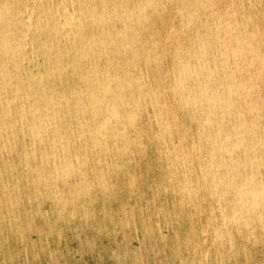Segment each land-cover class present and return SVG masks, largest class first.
Segmentation results:
<instances>
[{
    "label": "rangeland",
    "instance_id": "obj_1",
    "mask_svg": "<svg viewBox=\"0 0 264 264\" xmlns=\"http://www.w3.org/2000/svg\"><path fill=\"white\" fill-rule=\"evenodd\" d=\"M92 1H94V2L93 3L88 2L89 5H93L94 3H96V6L98 5V2H97L98 0H92ZM134 1L135 0H131L130 3L127 2L126 3L127 7H128V5H130L128 8H130L134 5H138L139 2L142 0H136V2H134ZM160 1L163 5L160 3ZM160 1L159 0H155V1L150 0L149 1L150 3L147 4V7L145 5V8L147 10L143 8L145 10L143 13L147 12L146 14H143V15H145V16L148 15L149 17L143 16L141 26H140L142 30L138 29V31L139 30L140 31L139 32L137 31V35H135L138 38L137 43H139L140 40L145 41V43L140 42V44L138 45L139 50L137 48V43L135 44L133 42L132 38L129 39L128 42L126 39H124L125 41L120 39L119 45L124 46L126 43V45L129 46L128 47L129 49H127V51L126 50L124 51L122 49L123 46H122V48H120L121 50H119V51H120V54L122 53V55H120V54L119 55L121 58L118 57L119 55L115 54L116 52L113 53V52H110L112 50L107 49L105 51L103 50V53L101 54L103 57L101 55L94 54L95 56L97 55L98 57L96 56L97 61L95 60L94 63H93V61H91V63H93V64H91V63L89 64L90 61H85V60L84 61L82 60L81 62H79V65H81V67L83 66L82 69L86 70L89 65L90 66L95 65L96 63L100 66H102V65L105 66L107 63L104 61L106 60L107 57L109 59L111 58V60L114 62H115V60L122 61L123 63L125 61L126 65H127V66H125L126 70L128 68L127 72L129 71L127 74H130V75H127V76H130L128 78L133 79V80H135V78L136 79L139 78L137 81H138V84H140L139 85V88H141L140 91L143 90L141 92L145 93L146 95L148 94L147 96H149V98L152 99V100L151 99L149 100L148 97L144 96L143 101L142 100L140 101L141 103L139 102L137 105L130 104L129 106H127V108L130 107L129 108V114H128L130 116L127 115L128 109L123 107L125 110V111L124 110L123 111L125 113L122 111L120 112L119 115L121 117L119 116L118 122L114 123L113 129L111 128L107 131L102 129L100 132L101 135H99V136L96 134H91L93 129L90 126H92V127L94 126L93 125L94 121L89 119L87 117V114L84 115L85 117L84 116L80 117L81 115L79 116V114L74 113L75 111H77V109H76L77 107H81L83 109L84 106H85V112L89 113L88 112L89 107L87 106V102L82 101L80 103L78 101H74L73 99H69V98H73L72 95H70L72 88H78L80 90H83V93L86 90V89H84L83 86L78 87V85H79V74L76 73V71L71 70L69 68L68 64H66V62L61 63V60H59L58 47L55 46V47H53L54 50L51 48L52 50H48V51L44 47H42L39 50L36 49V47H38L37 45H38L39 41L45 40V37H46L45 33L38 31V30L37 31L35 30V32H32V33L30 32V36L31 35L32 36L31 37L29 36V38H28L29 40L26 39L24 41L23 46H22V43H20L19 47L14 50L12 55H8L7 53H3V52L0 53V67L1 66L3 67V68H1L0 71L5 70L4 74H6L8 72L7 73L8 76H6L7 74L4 75V77H5L4 80L6 82H9V80L12 79L10 81V82H12L11 86L6 85L7 86L6 87L4 85V83H6V82L0 83V86L2 87V88L0 87V96L3 98L2 99L0 97V100L2 101V102L0 101V104L2 103V105L3 106L6 105V107L9 105L8 109H6L7 113L6 112L3 113L2 112L3 107H2V105L0 106V108H1L0 109V121L3 119V117H8V118H4L2 120V123L0 122V138L2 137L0 139V147H1L0 150H2V146H3V151H0V153H1L0 154V161H1L0 162V168L2 167L1 170L5 171V172L0 171V173H1L0 178H2V179L4 178L3 180L0 179L1 180L0 185L2 186V187L0 186V188H1L0 190L2 192V193L0 192V199H1V202H3V203L0 202L2 204V206L0 204V206H1L0 211H2V213L0 212V221L1 222L3 221V225H0V227L2 226L0 228L1 229L0 231H2V233L0 232V264H264V154H263L264 153L263 152L264 151V147H263L264 146V137H262V136H264V134H263L264 133V114H262V112L264 111V107H263L264 106V59L262 60V56H261V54L262 55L264 54V53H262L264 51V47H263L264 46L263 45L264 44V42H263L264 41V0H212V1L211 0H206V1L205 0H202V1L201 0L200 1L199 0H195V1L194 0L193 1L185 0L186 2L183 0H165V3H164V0H160ZM196 1L201 2V5H198L200 3L199 2L197 3ZM0 2H1V0H0ZM116 3H118V0H116ZM158 3H160V4L157 5ZM195 3L198 6H196ZM29 4H31V2ZM119 4H117L115 6H118ZM150 4L153 5L154 7H156L155 5H157L160 8L159 7H156V8L153 7L154 8L153 9ZM167 4H168V6H167ZM230 4L232 7L230 6ZM149 5H150V7H149ZM164 5H165V7H164ZM227 5H228V7H231V8H228ZM29 6H31V11H30V7H28L25 10H23V12H21V14L24 17L25 16L27 17L29 15H30V17L36 16V12H35L36 10H34L32 8V5H29ZM188 6H189V8H188ZM192 6H194L195 8L193 7L192 9H190ZM106 7H107V9L110 8V6H108V5ZM204 7L207 8V11H205L206 9ZM161 8H162V10H160ZM200 9H202V10L200 11ZM228 9L229 10L231 9V11L229 12ZM235 9H236V12H235ZM153 10H155V11H153ZM226 10H227V12H226ZM150 11H152L151 12L152 14L150 13ZM191 12H193L194 14ZM197 12H199V14H197ZM209 12H211V15ZM217 12H219V13L217 14ZM200 13H202V14L205 13V14L202 15ZM208 13H209V15H208ZM230 13H231V15H230ZM232 13H234V14L232 15ZM186 14L188 17L186 16ZM206 14L208 16H206ZM221 14H222V17H220ZM223 14L224 15L226 14V16H228V14H229V16H231V17H229V16L226 17L229 20V22H227L228 20L225 18V16H223ZM198 16H200V17H198ZM212 16H214V17H212ZM218 16L221 19L225 18V20L224 19H223L224 21L221 20L220 18H218ZM232 16L235 17V19L232 18ZM186 17H187V21L188 20L190 21L191 19L189 17H192L191 21H193V22H189V21L186 22V20H185ZM195 17H197V18L195 19ZM209 17L210 18L212 17L211 20L209 19ZM111 18L112 19L109 20L110 22L108 21L109 22L108 24L107 23L104 24V26L106 25L105 27H107V26L109 27V28L108 27L105 28V29H108L107 33H111L113 30L115 32L118 30V29L116 30V27L121 28V26H122V20L121 19H120L121 21L119 20L121 23H118L119 22L118 19H115L113 17H111ZM193 18L195 19L196 23H194L195 21ZM144 19H146V20H144ZM148 19H151V20L148 21ZM249 19H250V21H249ZM112 20H113V22H112ZM216 20L219 22H217ZM230 20L232 22L234 21V23H232ZM240 20H241V22H240ZM247 20H248V22H247ZM84 21L85 22H84V25L82 27V30L85 33H83V36H81V39H83L82 41H84V38H86L88 36V34L89 35H91V34L96 35L95 32L88 33V32H91V29L93 31V24L90 23L89 21H86V20H84ZM146 21L148 23H146ZM181 21H182L183 26L181 25ZM222 22L224 23L225 26L223 25ZM245 22H247V23H245ZM186 23H189L190 25L189 24L186 25ZM192 23H194V25H196V26H194ZM213 23H215L218 27H216V25ZM227 23L230 25H228ZM251 23H253L252 26L247 25V24L251 25ZM208 24L212 25V26L209 27ZM86 25H88V26H86ZM147 25H148V27L146 29ZM237 26L239 29L237 28ZM253 26H254V28H253ZM10 27H11V29L13 28V30H12L13 35H16L19 33V32H17L19 30H16L15 26L10 25ZM85 27H88V28H85ZM188 27H192V28H188ZM219 27L220 28L222 27V28L220 29ZM225 27H227L226 30H228L226 32L227 34H225V31H226ZM230 27L232 28V30ZM248 27H249L250 31H249V29H247ZM210 28L215 30V31L212 30L214 32L213 36L210 35V34H212L211 33L212 31ZM242 28H243V30H242ZM256 28L258 31L256 30ZM0 29H1V25H0ZM144 29H146V34H145ZM188 29H191V30L189 31ZM196 29H197V31H195ZM208 29L210 32H208ZM217 29L219 30V32ZM229 29H230V31H233V30L234 31L230 32ZM244 29H246L247 31H245ZM252 29H254V30H252ZM143 30H144V32H142V34H145V35H142V34H141L142 36L139 35L141 33V31H143ZM187 30L189 33L192 32L191 35L189 33H188V35H186ZM236 30H237V32H236ZM238 30H240V31H238ZM223 31H224V33H223ZM254 31L256 33L258 32L257 35ZM147 33H149V34H147ZM181 33H184V34H181ZM201 33H202V35H201ZM234 33H236V35ZM245 33H247V34H245ZM252 33L253 34L255 33L254 35H256V37ZM112 34H111V36L108 35V37H110L111 41H115L113 38L118 40V36H114V35L112 36ZM204 34H205V36H204ZM206 34H209V35L206 36ZM239 34H242L243 37ZM68 35L72 36V33H70ZM93 35H91V36H93ZM214 35H216V36L214 37ZM217 35H218V37L220 36L219 39H218ZM227 35L229 37H231V40ZM41 36H42V38H41ZM138 36H140V37H138ZM143 36H144V38H142ZM183 36H184L185 41L183 39ZM195 36H197V37H195ZM211 36L213 37V39L210 38ZM226 36L229 39H227ZM237 36L242 37L243 40L238 39ZM111 37H113V38H111ZM168 37H170V38H168ZM192 37H194V38H192ZM204 37H206V38L208 37V39L210 41L208 46H209L211 51L207 52L206 48L208 50H209V48L205 44H207L209 41L207 40L208 41L207 42L206 38H204ZM245 37H248V38H245ZM250 37H252V38H250ZM260 37H262V38H260ZM95 38H98V40H99V36H97V37L95 36ZM172 38L173 39L175 38V41H173ZM220 38H221V40H220ZM110 39L106 37V39H103V40L104 41L105 40L110 41ZM186 39H188V40L190 39V41L188 42V40H186ZM253 39L254 40L256 39L257 42L254 41ZM60 40H62V42H64L63 39H60ZM131 40H132L131 44L132 45L134 44L133 46H131L129 44V42ZM224 40L226 43L224 42ZM248 40L249 41L252 40L253 42L252 41L249 42L250 45H248V43L245 42ZM258 40H260L259 41V42H261L260 44H259ZM106 41H105V43H108ZM204 41H205V43H204V45H202ZM238 41H242V42L239 43ZM29 42H31V43H29ZM153 42H156V43L153 44ZM214 42L215 43L217 42V44H215ZM254 42H256V43H254ZM79 43H82V42L79 41ZM213 43H214V46L212 45ZM235 43H239V44L236 45ZM243 43H245V44H243ZM257 43L259 45H257ZM61 44L62 43L60 41L59 46H61ZM142 44H143V47L141 46ZM199 44H201L200 47H199ZM231 44H233V45L231 46ZM251 44H253V45H251ZM196 45L199 47V49H198L199 51H201V49H203V53L204 52H206V53H204V54H201V52L199 53L196 50L198 48ZM238 45H241V46H238ZM10 46H12V44H9L7 47L10 48ZM140 46L142 48H140ZM177 46H178V48H177ZM186 46L188 47V49ZM192 46H194V47H192ZM233 46H234V48H233ZM245 46L246 47L248 46V47L246 48ZM258 46L260 47L261 51L259 50ZM29 47H30V49H29ZM32 47L35 49L33 50ZM172 47H174V48H172ZM185 47H186V49H185ZM204 47H205V50H204ZM241 47H242V49H243V47H245L244 48L245 50L243 49L244 51H246L244 54H243L244 51L241 52V49H239ZM255 47H258V48L254 49ZM219 48L221 51H219ZM124 49H126V48L124 47ZM136 49H137L136 53L138 52V55L139 54L140 55L138 57V55L135 53V56H133V57H136V59L142 58L141 60H139V59L136 60L135 58H132V56L130 54L131 52H133V50H136ZM169 49H172L173 54H170L172 52H170ZM226 49L227 50L229 49L228 52L226 51ZM238 49L240 50V52ZM247 49L248 50L250 49V51H248L249 53L251 52L250 54L247 52ZM30 50H33V52L36 53V55L34 53L30 52ZM122 50L124 52H122ZM165 50H167V52L169 51V54H166L167 52L165 53ZM175 50H177L178 52L175 53L174 52ZM183 50L184 51L188 50V51L183 52ZM192 50H193L194 54L195 53H197V54H195V55L191 54ZM232 50H234L235 52ZM51 51L53 53L55 52V54H53ZM218 51H219V53H217ZM229 51L231 52V54ZM145 52H147V53H145ZM181 52H183V53H181ZM188 52L190 54H188ZM221 52H223V53H221ZM255 52H257L256 55H255ZM45 53H46V55H45ZM74 53L77 54V52H74ZM74 53H73V55L75 56ZM153 53L155 55H153ZM185 53H186V55L191 56L192 59L190 57L186 56ZM233 53H235L237 55H235ZM247 53H248V55H247ZM51 54H52V56H51ZM104 54L107 56H105ZM150 54H152L151 57H150ZM175 54H177L176 56L178 58L176 56H174ZM200 54L202 57L200 56ZM234 55L237 56L238 59L236 57L234 58ZM239 55L242 58L239 57ZM257 55L260 57L259 58L255 57ZM111 56H113L114 58H112ZM145 56H146V58H145ZM195 56L198 57L197 60H196V58L194 59ZM2 57H5V58H2ZM116 57L119 58L120 60L117 59ZM143 57H144V59H143ZM147 57H148V59H147ZM155 57L158 58V61H157V58H155ZM171 57L175 58V59H172ZM224 57L226 59H227V57H229L227 59L228 62H226ZM9 58L11 60H8ZM180 58L184 61L189 60L188 62L185 61V64L191 63L190 67L194 66L193 67L194 72H197V74H194L195 76L191 75L188 78L186 77L187 80H189V78H190V80L187 81V84H186V80H184L185 82L182 81V86H185L184 90H182V92L184 91L183 94H185V96L192 95V93L195 94L194 91L196 89V84L201 83L202 84V85L200 84L201 89L204 87V89H202V91L204 93L206 92V94L209 95V98H211L213 96L212 100H208V102H206V99L202 98V96H201L200 97V104H198L199 106L195 109V111H193L192 107L189 105H186V106L181 105V109L179 107H177V105L180 106L179 105L180 102L177 103L176 101H178L179 97L181 98L184 95L179 96V95H181L180 92H178L179 94L177 93L176 95L172 94V93H174V90L176 87V83H174V82H176L177 79H178V81L180 79V78H176L177 76L179 77V75H177L178 71L175 70L177 68H176L174 63L176 62V60H178ZM199 58H201L202 60L201 59L199 60ZM240 58L242 59V61H245L247 63L249 62L250 64L242 62ZM253 58H255V59L257 58V60H255ZM149 59H150V61H149ZM2 60H5V61H2ZM55 60H58L59 62L54 65V64H52V61H55ZM154 60H155V62H154ZM172 60H174L175 62ZM254 60H255V62H254ZM101 61H102V63H101ZM127 61H129L128 64H127ZM133 61H134V63H133ZM136 61H137V63H136ZM204 61H206L205 65H204ZM234 61H236L237 63ZM35 62H37V63H35ZM114 62H113V64H111L112 62L110 63L109 70H110L111 74L114 72L113 74L115 75V73L117 71L119 72L118 69L120 66L116 62L115 63ZM139 62L141 63V65ZM239 62L243 63V64L241 63L243 69L241 68V65ZM251 62L252 63L254 62L253 65L251 64ZM232 63L235 67L232 65ZM255 63H256V65L254 66ZM14 64L16 65V67H13ZM49 64L50 65L52 64V65L50 66ZM57 64L60 65V67L62 68L59 72L60 74H58V75L56 73L57 69L59 68V67H57ZM144 64H146V65H144ZM258 64L260 66H258ZM21 65L23 67H21ZM86 65H88V66L86 67ZM111 65H113L114 67ZM154 65H156V68ZM186 65L189 67L188 64H186ZM248 65H249V67H248ZM25 66H27V67H25ZM104 66L100 67V70ZM141 66H145V67L141 68ZM228 66H229V68H228ZM97 67H99V66H97ZM130 67H132V69ZM137 67H139V69H141L140 73L138 72L139 70ZM196 67L198 70L199 69L200 70L198 71L197 69H195ZM220 67H222V70ZM230 67H233V68H230ZM244 67H245V69H244ZM256 67H258V69ZM13 68H15V69H13ZM21 68L26 69V70H22ZM260 68L262 71L260 70ZM18 69H19V72H18ZM116 69H117V71H116ZM227 69H231V70L228 71ZM235 69H236V71H240V72H237L239 74L235 73L236 72ZM6 70H7V72H6ZM51 70L54 72H52ZM120 70H121V68H120ZM243 70H245V72H242ZM26 71L31 72L35 76L34 79H36V80L38 79L40 74H47L49 76V77L48 76L47 77L52 81V84L49 82V84H51V86L49 88L51 90H53V92L55 93L56 96H58V97L60 96V98L54 96V106L56 107V110L54 112L55 115L52 114L53 117H51L52 116L51 113H50V115L49 114L41 115L40 112L39 113L37 112L36 114L32 113L33 114L32 115L31 113L28 112V110L26 111L25 107H23L24 106L23 101L26 100V94L23 95V92L25 90H23V87L21 85H23L26 82L25 79H27L26 78L27 75H24V73L26 74ZM131 71L135 75L132 74ZM223 71H225V72H223ZM232 71L234 73H232ZM258 71L260 74H258ZM9 72L12 73L11 76L9 75L10 74ZM22 72H23V75H22ZM122 73L123 72H121V75H120V73H119V75H118V73H116V76L118 75L119 77L118 76L117 77L121 78L120 76H122ZM141 73L143 76H140ZM207 73H208V75L209 74L210 75L207 76ZM225 73H226V75H225ZM136 74H137V76H136ZM223 74L225 75V78H224ZM233 74H234V76H233ZM255 74H257V75L255 76ZM175 75H176V77H175ZM12 76H13V78H12ZM64 76H66V77H64ZM201 76H203V78H205V79L203 80V78H201ZM205 76H207V78ZM230 76L236 77L239 81H237L236 78H233V79L230 78ZM17 77H18V80H17ZM208 77H210L211 79ZM250 77H253V78L251 79ZM257 77H259L257 79L258 81L255 80ZM199 78L202 79L201 82H199ZM212 78H214V79H212ZM244 78H245L246 82H243ZM248 78H250L251 82H252V83L250 82V85H248L249 82H247V80L250 81ZM49 79H47V80H49ZM229 79H230V82L232 81L231 85H230V82L228 81ZM194 80H196V81L198 80V82H195ZM211 80L215 81V82L212 83ZM143 81H145V82H143ZM190 81L192 82V84ZM208 81H210V83H211L210 85L212 87L209 85ZM236 81H237L239 87L244 86V87H246V89L247 88L249 89V91L247 89V92H246V93H248V99L245 100V97H247V94H245V92L241 91L238 87H237V89H236V87L233 88L235 86V84H237ZM223 82H226L227 84H225V83L223 84ZM17 83H18V85H17ZM183 83H184V85H183ZM1 84L4 85L6 88H4ZM254 84H255V86H253ZM146 85H148V86H146ZM214 85L215 86L217 85L215 87L216 89L213 88ZM229 85H230V87L228 88ZM256 85L258 87H256ZM12 86H13L14 90L16 89V91L19 92V94H18V92L17 93L13 92L14 90H13V88H11ZM191 87H193V88H191ZM205 87H206V89H205ZM225 87L228 90V92L230 93L229 95H228V92L226 91ZM8 88L10 89V91L12 93L8 92L9 91ZM165 88H166V90H165ZM188 88L190 91L188 90ZM218 88L221 90H219ZM230 88L231 89L233 88L234 90L233 89L230 90ZM252 88L259 89V91L254 89L255 92L252 93V91H253ZM6 89H7V91H6V94H4V96L5 95H7V96L4 97L1 94H3V91L5 93ZM19 89H20V91H19ZM145 89H147L148 92ZM222 89H223V91H222ZM235 89H236V91H235ZM162 90H164L165 92H163ZM211 90H213V91H211ZM144 91H146V92H144ZM150 91H152V92H150ZM161 91L163 93H161ZM224 91H225V93H223L224 97H222L221 93ZM237 92L244 93V94H240ZM13 93H15V94H13ZM151 93H152V95H149ZM212 93H213V95H212ZM257 93H259V94H257ZM10 94H12V95L9 96ZM153 94H155L156 96ZM215 94L216 95L218 94L219 96L217 97ZM255 94H257V95H255ZM64 95H66L68 100L63 101V103H62L61 99ZM226 95H227V97L228 96L229 97L226 98ZM240 95H242V96H240ZM258 95L260 96L261 99L258 98ZM19 96H20V99H19ZM172 96H174L175 98ZM7 97H8V99L11 98L10 100H8V102L6 99ZM153 97H155V98H153ZM156 97H158V98L156 99ZM192 97H193V95L191 97L189 96L190 99ZM219 97H220V99H219ZM232 97H234V98H232ZM252 97H254L253 100H252ZM57 98H58V101H56ZM213 98H214V100H213ZM13 99H14V101H12ZM17 99H18L19 104H16ZM232 99H233V101H232ZM237 99H238V101H237ZM255 99H256V102L260 106L258 104H254V103H256ZM220 100H228L229 103L231 101L232 102L230 104L228 102H227L228 103L227 104L226 101L225 102L221 101V103H218V101H220ZM248 100L249 101L252 100L254 103L251 101L250 104H248L249 103ZM5 101L8 103V105L6 103L3 104ZM151 101L155 102V103H152ZM165 101H166V104H165ZM212 101H213V103H211ZM59 102H60V105L58 104ZM71 102H73L74 104L76 103V104L73 106V103H71ZM83 102H84V104H83ZM132 102H133V100L131 98L130 103H132ZM244 102L248 105L244 104ZM69 103H71L72 105H70ZM78 103L80 104V106ZM142 103H143V105H141ZM161 103H162V105H161ZM171 103H173L174 108L171 107ZM217 103H218V105H217ZM236 103H237V105H236ZM20 104H22V105H20ZM66 104H67V106H66ZM153 104L154 105L157 104L158 106L157 105L156 106L158 108L160 107L161 109L160 108L158 109ZM201 104H202V107L200 106ZM211 104H213L215 107L214 106L211 107L210 106ZM226 104L228 105V107L230 109L227 106H225ZM231 104H233L234 106ZM12 105H14V106H12ZM203 105L204 106L206 105L208 107V109L206 108V106L203 107ZM175 106H176V108H175ZM222 106L223 107L225 106V108H227L228 110L223 108ZM231 106H232V108H231ZM245 106H247V107H245ZM249 106L252 107V112H251L252 114L251 113L249 114V112H248V109L250 108ZM258 106H259V108H258ZM74 107H76V108L73 110ZM87 107H88V109H86ZM155 107H156V110H155ZM164 107H166V111H164L162 113V111L165 110V109H162ZM185 107H188V108H185ZM253 107H256L257 109L253 108ZM9 108H11V109H9ZM212 108H215V111ZM261 108H263V110ZM205 109L208 112L207 115H209V113L211 115H213L212 113H214L213 116L215 119L212 116H210V117L206 116L205 115L206 114ZM209 109L211 110L212 113L208 111ZM172 110L174 112H172ZM179 110H181V111H179ZM182 110L183 111L185 110L188 113L184 114L182 112ZM14 111H16V113H14ZM189 111L192 112V113L190 112V114L193 115V113H194V115L193 116L190 115ZM71 112H72V114H69ZM153 112L155 114H153ZM197 112H199L200 116L197 115ZM25 113H26V115H25ZM73 113H74V115H73ZM148 113H149V115L151 113L153 115L151 114L150 116H148ZM172 113H173V115H172ZM218 113H219V115H218ZM123 114H124V116L127 117L128 120L124 119L126 117H124ZM186 114H187L188 118H187ZM203 114L205 115V117H202ZM246 114L249 115V118L251 115V118L248 119V115L246 118ZM253 114H255V115H253ZM22 115H23V117H22ZM34 115H35V118H34ZM76 115H77V117H76ZM154 115L158 116V119H160L161 121L164 120L162 123V126L159 127V125L157 124L158 119ZM161 115L166 116L167 118L166 117L160 118L159 116H161ZM179 115H180V117H179ZM10 116H12V118ZM44 116H45V118H44ZM73 116L77 120H75L73 118ZM122 116H123V118H122ZM196 116L197 117L199 116V117L196 118ZM27 117H29V118H27ZM41 117L43 118V120H41L42 119ZM168 117H169V119H168ZM243 117H245V118H243ZM24 118H26V119H24ZM30 118L33 121H31ZM67 118H70L71 121H69L70 119H67ZM153 118H154V120H153ZM190 118L191 119L194 118L195 121H191ZM201 118H202V120H201ZM211 118H213V119H211ZM220 118H221V121H220ZM228 118H230V119H228ZM256 118L258 121L257 120L255 121ZM48 119H51V120L47 121ZM84 119H87V120H84ZM208 119L209 120L211 119L210 120L211 122H208L209 121ZM223 119H224V121H223ZM133 120H136V121L133 122ZM176 120H177V122H176ZM120 121H121V123H120ZM128 121H131V122H128ZM167 121H168V123H167ZM213 121H215V122H213ZM227 121H228V125H230V126H228V125H226V126H228L230 129L227 128L226 126H223L224 124H227ZM238 121L246 122V123H244L246 126L249 123L248 127L257 125L259 128L261 127L262 129L260 128V131H259L258 130L259 128L257 126H254L255 127L254 130L256 131L255 133H245V134L243 133L244 134L243 135V134H241L242 133L241 131H240L241 133L236 131V130H239V128L241 127L240 122H238ZM252 121H254L255 124ZM83 122H84V125L87 122L86 124H88L87 125L88 128L86 125L85 126L83 125L84 128L82 130H80L81 128L79 126L81 124H83ZM154 122H155V124H154ZM190 122H193L195 124L190 123ZM243 122L241 124H243ZM258 122H260V123H258ZM27 123H29V124H27ZM44 123H50V127L52 124H56V126L59 125L60 127L59 128L57 127L58 128L57 132H53L52 134L47 133L48 135L47 134L42 135L41 141H39V139L36 136H33V134L29 131L30 127H25V126H32V125H37V124L38 125L44 124ZM118 123L120 126L116 125ZM128 123H131V124H128ZM132 123H133V125H132ZM214 123H215L216 127L214 126ZM218 123H219V125H218ZM66 124H68L70 126V127L66 126V127H68L67 129L65 127ZM163 124L165 125L166 130H163V128H164ZM168 124H171L172 126L168 125ZM204 124H208V125L210 124V125L209 126L206 125V127H205ZM236 124L239 125L240 127H238ZM115 125L118 127H116ZM122 125L123 126L125 125V127H123ZM178 125L179 126L181 125L180 128L178 127ZM200 125L203 126V129ZM259 125H263V126H259ZM156 126L160 129H157ZM236 126H237V128H235ZM62 127H63V130H62ZM121 127H123V128H121ZM167 127H169L170 129ZM185 127H187V128H185ZM233 127H234V129H233ZM256 127L258 129H256ZM18 128H19V130H18ZM20 128L22 131L20 130ZM116 128H118V129H116ZM126 128H128V129H126ZM177 128H179V130ZM210 128L213 129V131ZM72 129H74V132ZM114 129H116V130H114ZM222 129H224V130H222ZM232 129L234 130V132H233L234 134L230 133L233 131ZM84 130H86V131H84ZM161 130L164 131L163 132L164 134L161 133L162 132ZM186 130H187V132H185ZM194 130H195V132H194ZM204 130H206V131H204ZM218 130H219V132H221V135L223 134L222 136L219 135V132H217ZM227 130H228L229 136H228L226 142L223 143L222 139H220L221 141L219 140V136H220V138H222V137L226 136L225 134L228 135V133L225 132ZM76 131H78L79 133H76ZM89 131H91V132H89ZM104 131L108 132L106 134L107 138L104 137L105 136L104 133H106ZM115 131L117 132L118 138H116ZM121 131H124V133ZM84 132L90 133V135L85 134ZM153 132H155V133H153ZM176 132L178 133L179 137H178ZM179 132H181V133H179ZM4 133L6 136H4ZM71 133H73L74 136ZM119 133L121 134V136ZM134 133H138V134L135 135ZM239 133H240V135H239ZM259 133H261L262 135H260ZM22 134H24V135H22ZM29 134H32V136ZM206 134H207L208 138H206L207 137ZM55 135L56 136L61 135L65 139L67 138L68 143L65 142V145H63L62 147H60V146L58 147L57 145H59V144H56L54 147H50L48 145V141L53 139V137ZM112 135H114V136H112ZM241 135H243L244 137L242 138ZM26 136H27V138H26ZM89 136H90L92 141L90 140ZM101 136L106 140L101 138ZM111 136L114 138H112ZM128 136H130L131 138H129ZM134 136H135V139L133 140ZM169 136H170V138H169ZM180 136L182 137V139L184 138V140H182ZM32 137H33V139H31ZM98 137L101 141L98 139ZM240 137L242 138V140ZM20 138H22V139H20ZM115 138H116V141H115ZM126 138H128V139H126ZM139 138H141V139L139 140ZM164 138L167 139V143H166V139H164ZM251 138H252V141L249 140ZM5 139H6V141H5ZM81 139H82V141H81ZM96 139H98L97 142L95 141ZM130 139H132V141H130ZM214 140H215V142H214ZM248 140L253 142V143L255 141L254 145L251 142L249 143ZM33 141H35V142H33ZM121 141H122V143H120ZM129 141H130V143H129ZM133 141H134V143H133ZM231 141L232 142L234 141L235 144L232 143ZM256 141L257 142L260 141L259 143L261 145L259 143H257ZM18 142L20 143V145ZM71 142L72 143L75 142V143L72 144ZM84 142H85V144H84ZM91 142H92V145H91ZM98 142L99 143L103 142V143H101V145H100ZM131 142L134 145H132ZM189 142H190V144H189ZM216 142H218V143H216ZM221 142L223 145L221 144ZM38 143H39V145H38ZM95 143H96V145H95ZM115 143L119 144L120 146L116 145ZM135 143H136V145H135ZM239 143H240V145H239ZM248 143L251 146L247 145ZM81 144H82V146H81ZM97 144L99 146H97ZM105 144H107L108 146H109V144H111V145L109 147L105 146L106 147L105 148L104 147ZM173 144H174V148L171 147V146H173ZM215 144H217V145L215 146ZM225 144H227V145H225ZM243 144H245L246 147ZM23 145H24V147H23ZM37 145H38V147H37ZM71 145H72V147H71ZM121 145H124V146H121ZM162 145H163V147H161ZM233 145H235V148L239 145L238 147H240V149L238 147L235 149ZM252 145L254 147H256L255 153L254 152L252 153V151L254 150V147H252ZM9 146H11V147H9ZM32 146L34 149L32 148ZM91 146H93V147H91ZM220 146H223V149H222V147L220 148ZM257 146L260 148V150L257 148ZM12 147H13V149H12ZM22 147L26 148V149H24V151H23V150H21ZM29 147H30V149H29ZM86 147H88V148H86ZM98 147H100V148H98ZM103 147L105 149L104 151H103ZM165 147L168 149V151H170V153L166 150ZM217 147H218V149H217ZM224 147L226 148V152H231V154L229 153V157H228V153L224 152L225 151ZM244 147L246 148L247 151H245ZM4 148H5L6 152H9V153H7V155H6V153H4L5 152ZM35 148H36V150H35ZM78 148H80V149L82 148V150H80ZM92 148H94V149H92ZM126 148H128V149H126ZM164 148L166 151L162 150ZM178 148H180V149H178ZM261 148L263 149V151ZM11 149L13 150L14 154H12L13 152ZM83 149H85V150L83 151ZM121 149H123V150H121ZM17 150H19V152ZM31 150H32V152H31ZM93 150L97 151L98 153H95V151H93ZM99 150H100V153H99ZM40 151H41V153H40ZM163 151H165V152H163ZM172 151H174L175 153L177 152V153L175 154ZM257 151H258V153L260 151H262L259 153L260 155L262 154V156H260L257 153ZM22 152L25 155V157L22 154ZM24 152H26V153H24ZM51 152H53L54 157H53V154H51ZM82 152H84V154ZM246 152H249V153L251 152L250 154L252 157H250V154L246 153ZM2 153H4L5 155ZM15 153H17V154H15ZM36 153H38V154L36 155ZM192 153L195 155H192ZM222 153L224 155H222ZM238 153H239V155L242 154L243 156L242 155L239 156ZM43 154H44V156H43ZM77 154H79L80 156H78ZM213 154H216V155H213ZM247 154L249 155V157ZM2 155H4V156H2ZM12 155H13V157H12ZM15 155H16V157L18 156V158H16ZM47 155H49V156H47ZM93 155H94V159L96 160V163L94 162L95 160L92 159ZM179 155H180V157H178ZM39 156H41V157H39ZM84 156H86V157H84ZM87 156H89V157H87ZM90 156H92V157H90ZM219 156H221V158H219ZM33 157H34V159H33ZM73 157H75V158H73ZM83 157H84V159H83ZM232 157H233V160H231ZM255 157H257L256 161H255ZM29 158L31 159V161L29 160ZM38 158L39 159L42 158V160H40V162H39ZM61 158H63L61 161H68V166L63 167L61 165V161H59V159H61ZM99 158L101 161L99 160ZM178 158H182V160L180 159L182 161V163H181V161L177 162V161H179V160H177ZM260 158H262V160ZM16 159H17V161H16ZM35 159H37L38 161H34ZM97 159L100 161L99 163L97 162ZM103 159H104V161H103ZM164 159H166V161H164ZM168 159L169 160L171 159L172 162H171V160L169 161ZM208 159L210 161L212 160V162H211L212 166L209 165L210 161H207ZM258 159H259V161L260 160L261 161L260 162L257 161ZM11 160H13V161H11ZM19 161H21V163ZM26 161H27V164H29V165H26V163H25ZM45 161H47L48 163H46ZM175 161H176V163H175ZM191 161H193L192 162L193 164L191 163ZM218 161H219V164H218ZM34 162H36V165ZM91 162L95 163V165H96L95 168H92V167H94V164H92ZM220 162L221 163L223 162V163L221 164ZM15 163H18V165ZM88 163L89 164L91 163L90 166H87ZM43 164H45V165H43ZM84 164H86V165H84ZM189 164H190V166H189ZM249 164H250V166H248ZM9 165L11 166L10 167L11 169L8 168ZM82 165H83L84 170L81 167ZM102 165H103V167L100 168V166H102ZM182 165H184V167H182L183 170L182 169L179 170V168H181ZM245 165L247 167V171H245L246 170ZM5 166H7V171L11 172V174L7 173V175L9 177L6 175V167ZM39 166H40V168H39ZM105 166L107 167V169L105 168ZM113 166L116 168L113 169ZM120 166H121V169H120ZM210 166L212 169H210ZM21 167H23V168H21ZM27 167H29L30 169ZM31 167L33 168V170ZM89 167L92 169H87ZM117 167H119V168H117ZM171 167H174V168H171ZM38 168H39V170H38ZM109 168H111V169L108 170ZM167 168L170 170H168ZM185 168H187V169H185ZM218 168L221 171H219ZM242 168H243V170H242ZM43 169H45V170H43ZM16 170L18 173H20L21 171L22 172L20 174H18L16 172ZM26 170H29V171H26ZM89 170H91V171H89ZM167 170L169 172H167ZM209 170H211L212 173H208ZM234 170L235 171L239 170V171L237 173H235ZM45 171H47V172H45ZM118 171H120L119 175H118V173H119ZM243 171L246 174H243ZM87 172L90 174L89 176H88ZM4 173H5V175H3ZM26 173H29V174H26ZM35 173L36 174L39 173V174H37L38 176L35 175ZM169 173H170V175H169ZM231 173H234L235 175L231 174ZM76 174H80L79 177H77L78 175L76 176ZM166 174H167V177L165 176ZM205 174H207V175H205ZM214 174H216V175H214ZM1 175L4 177H1ZM11 175H12V178H11ZM33 175L36 178H34ZM50 175H51V177H50ZM83 175H85V176H83ZM191 175H192V178H191ZM211 175H213L215 177L213 178V177H211ZM223 175H224V178H223ZM231 175H233V176H231ZM13 176H14V178H13ZM26 176H27V178H26ZM59 176H61V177H59ZM98 176H99V178H98ZM235 176H237V177H235ZM6 177H8V178H6ZM16 177H17V179H16L17 183L15 180ZM54 177H55V179H54ZM81 177L82 178L85 177V178L82 179ZM186 177H188V178H186ZM203 177H204V180H203ZM216 177L218 178V182L220 181L219 184H218L217 180H215V179H217ZM74 178H76V181L73 180ZM95 178L97 181L95 180ZM100 178H101V181H100ZM172 178L174 179V181L171 180ZM205 178L208 180H205ZM11 179H13L14 181L13 180L10 181ZM19 179L21 180V182H18ZM26 179H27V181H26ZM32 179H34L35 181H31ZM211 179H212V181L214 179V181L213 182L210 181ZM224 179H227V181H228V179H230L229 183L226 182ZM252 179H254V180L252 181ZM40 180H41V182H40ZM51 180H52V182H51ZM70 180L71 181L73 180V181L71 182ZM3 181H4V183H6L8 185H5L3 183ZM29 181H31L32 184H30ZM36 181H38V182H36ZM84 181L86 184H87V182H89L87 184L88 186L84 183ZM104 181H105V183H103ZM185 181H187V184ZM27 182H29V184H27ZM80 182H83V184ZM188 182L190 184H188ZM204 182H205V184H204ZM223 182L228 188L225 185H223ZM10 183L12 186L10 185ZM21 183L24 185H22ZM35 183H37V184H35ZM208 183L210 184V186L208 185ZM44 184H45V186H43ZM47 184H49V185H47ZM179 184H182V185L185 184V185L182 186ZM229 184H231V185H229ZM254 184H256V185H254ZM4 185L8 186V188L5 187ZM13 185H14V187H13ZM16 185H18V187H16ZM72 185H73V187H72ZM205 185H207L206 188H205ZM9 186H10V188H9ZM53 186H55V187L53 188ZM61 186L63 187L62 189H61ZM85 186H87L88 188ZM105 186H106V189L104 188L105 189V192H104L103 187H105ZM107 186L108 187L110 186V188H108V190H107ZM201 186H203L204 188L203 187L201 188ZM256 186H258V188ZM3 187H4V189H2ZM20 187H23V188L21 189ZM25 187L27 189H29L30 192H29V190H26ZM39 187H40V189H39ZM50 187H51L52 191L49 190ZM70 187L72 188V191L70 190ZM208 187H209V189H208ZM229 187L230 188L233 187V188L230 190ZM12 188H14V189H12ZM55 188L57 189L56 191H54ZM89 188H90V190H89ZM177 188L179 189V193L177 191L178 190ZM248 188H249V190H247ZM46 189H47V191H46ZM68 189L71 192H69ZM76 189L79 190V191L77 190L78 193L75 192ZM218 189H220V190L218 191ZM3 190H5V191H3ZM18 190H20V191L18 192ZM25 190H26V194H30L29 196L24 195ZM33 190L34 191L37 190V191L34 192ZM42 190H43V192H42ZM59 190H60V193H59ZM65 190H67V192ZM181 190H182V192H181ZM188 190H189V192H188ZM208 190H210V191H208ZM211 190H213V191H211ZM45 191H46V193H45ZM61 191H62V193H61ZM80 191L85 193V194L87 192L88 193V195H86L87 197L85 196V194H82ZM109 191H110V193H108ZM185 191L189 195H187V194L185 195ZM32 192H34L35 195L33 194V196H31ZM48 192H50L49 193L50 198L48 197ZM55 192H57V194H59V196ZM79 192H80V195H79ZM208 192L211 195H208ZM214 192L216 194H214ZM234 192H236V194H234ZM247 192L249 193L248 194L249 196L246 195ZM8 193H10V195ZM103 193H105V194H103ZM259 193H261V194L259 195ZM20 194H22L21 197H20ZM52 194H53V196H51ZM66 194H68V195H66ZM205 194H207V195H205ZM224 194H226V195L224 196ZM228 194H230V195L228 196ZM242 194L243 195L245 194L244 195L245 197H243ZM7 195H9V196H7ZM41 195H42V197H41ZM70 195H72L73 197ZM193 195H195V196H193ZM232 195H233L232 199H236V200L231 199V201H233V202L230 201V198ZM4 196H6V197H4ZM34 196H36L35 197L36 199L34 198ZM65 196H68V197H65ZM188 196H190V197H188ZM204 196H206V198ZM16 197H19V198L16 199ZM52 197L55 198V199L53 198L54 203H55V201L57 202L59 200L57 203H55V205L51 204V202H52L51 200H53ZM214 197H215V199H214ZM3 198H5V199H3ZM20 198H22V199H20ZM40 198H42L44 201L41 200ZM71 198H73V199H71ZM194 198H196V200ZM220 198H225V199H221L222 201H224L223 204H222V202L220 203ZM257 199H258V202H260V203L257 202ZM64 200H66V201H64ZM251 200H253V201H251ZM13 201H16L18 204L16 202H14L12 205L11 203ZM20 201H21V204H19ZM35 202H39V204L38 203L36 204ZM250 202H254L253 205ZM232 203L233 204L236 203L235 204L236 206L232 205ZM5 204H8V205L4 206ZM221 204L222 205L225 204L224 207H221L222 206ZM229 204H231L233 207ZM18 205L21 207L19 210L16 208ZM63 205L64 206L68 205V207L64 208ZM249 205H251L253 208L251 209V206H249ZM9 206H12V207L10 208ZM54 206H56L58 209L55 208ZM61 206L64 210L61 209ZM73 206H74V208H73ZM82 206H83V208H82ZM35 207L37 209H35ZM236 207H238L237 208L238 210L236 209ZM5 208L8 209L9 215H7L8 214V213H6L7 209H5ZM40 208H44L45 210L40 209ZM68 208H70V211H68ZM76 208H77V210L80 209L79 210L80 212L78 211L80 214H78V212L76 211L78 215H76L75 214L76 212L74 211ZM220 208L223 210H221ZM225 208L226 209L229 208L230 210L229 209L226 210ZM241 208H243L242 209L243 211L240 210ZM4 209H5V213L7 215L6 217H4V215H5ZM11 209H13V211L16 212L17 215H16V213H13ZM65 209H66V211H65ZM82 209L84 210V212ZM234 209H236V210H234ZM86 210H89V211L86 212ZM244 210H246V211L244 212ZM21 211H22V213H21ZM40 211H42L43 213ZM56 211H58V212H56ZM63 211H65L66 213L64 212L65 213L64 214ZM222 211H225V213L223 214ZM231 211H232V213H231ZM251 211H252V213H251ZM73 212H74V214H73ZM242 212H243V214H241ZM35 213H37V214H35ZM238 213L240 214V216H238ZM67 214H69V215H67ZM225 214L227 215L228 218L224 217V216H226ZM229 214H230V216H229ZM56 215H58L60 217L56 218ZM64 215H66L67 218H65ZM248 215L251 217H249ZM17 216L19 218H17ZM3 217L5 219H7V217H8V220L6 221ZM12 217H13V219H12ZM70 217H72L73 219H71ZM82 217H85V218L82 219ZM14 218L15 219L17 218V220H15ZM59 218H60V220H59ZM245 218H246V220H248L247 221L248 224H246ZM63 219H65V220H63ZM68 219H69V221H68ZM224 219H225V221H227V223L229 225L225 224L226 222L224 221ZM220 220H223L222 223ZM230 220L232 222L231 225H230ZM10 221L13 224L10 223ZM1 222H0V224H2ZM223 222H224V224H223ZM8 223H10V224H8ZM233 223H235V224H233ZM11 224H12V226H11ZM244 224H245V227L243 226ZM247 225L249 227H247ZM2 228H4V229H2ZM16 228H18V229H16ZM11 229H14V231H12ZM212 230H213V232H212ZM3 231L5 232V234ZM215 231H218V232L214 233ZM221 233H222V235H221ZM213 234H214L215 238H214ZM216 236L217 237L223 236V238L219 237L220 238V240H219ZM221 239H223V241H221Z\"/></svg>",
    "mask_w": 264,
    "mask_h": 264
},
{
    "label": "bare ground",
    "instance_id": "obj_2",
    "mask_svg": "<svg viewBox=\"0 0 264 264\" xmlns=\"http://www.w3.org/2000/svg\"><path fill=\"white\" fill-rule=\"evenodd\" d=\"M129 0H118V3H116V0H98L97 2H98V5L96 6V3H94L93 5H89V3L88 2H94V1H92V0H1V2H0V25H1V29H0V53H7L8 55H12L13 54V52H14V50L16 49V48H18L19 47V44L20 43H22V46H23V44H24V41L26 40V39H28L29 38V36H30V32L32 33V32H35V30L37 31H41V32H43V33H45L46 34V37H45V40H43V41H39V43H38V47H36V49H41L42 47H44V48H46L47 49V51L48 50H52L53 49V47H58V53H59V60H61V63H65L66 62V64H68V66H69V68L71 69V70H73V71H76V73H78L79 74V85H78V87H84V89H86L85 90V92L83 93V90H80V89H78V88H72L71 90V92H70V95H72V97L73 98H69V99H73L74 101H78V102H82V101H86L87 102V106L89 107V110H88V112L89 113H86L85 112V106L83 105L84 104V102H83V109L81 108V107H74L73 108V110L76 108L77 109V111H75L74 113H77V114H79V116L80 117H83L85 114H87V117L89 118V119H91V120H93L94 122V126L92 127V126H90L92 129H93V131H92V133L91 134H96V135H101L100 134V132H101V130L103 129V130H109V129H113V125H114V123H117L118 122V119H119V114H120V112L122 111V112H124L125 110H124V108H127V106H129L130 104H134V105H137L141 100L143 101V97L144 96H146V97H148L149 98V96H147L145 93H143V92H141V91H143V90H141L140 91V89L141 88H139V85L140 84H138V79H136L135 78V80H133V79H129L128 77H130V76H127V75H130V74H127L128 72H127V70H128V68H127V70H126V67L125 66H127L126 65V63H125V61H124V63L122 62V61H117V60H115V62L120 66H118L119 67V72L117 71V69H116V73H118V75H119V73H120V75H121V72H123L122 73V76H120L121 78H118L117 76H116V73H115V75L112 73L111 74V72H110V70H109V66H110V63L111 64H113V62L114 61H112L111 60V58L109 59L108 57L106 58V60L104 61V62H106L107 64L104 66V65H102V66H104L103 68H101V70H100V67H102V66H100V65H98L97 63L95 64V65H86V67H87V69L86 70H83L82 69V67H81V65H79V62H81L82 60L84 61H90L89 62V64L91 63V61H93V63L95 62V60H96V58L98 57L97 55H101L102 53H103V50L105 51V50H107V49H110V50H112V51H110V52H116L115 54H117V55H119L120 54V51L119 50H121L120 48H122V46L121 45H119L120 43V39L121 40H124V39H126L127 40V42L129 41V39H131L132 38V40H133V42L136 44L137 42H138V38H137V36H135V35H137V31H138V29H140V30H142L141 29V22H142V19H143V16H145V15H143V14H146L147 12H145V13H143L145 10L144 9H146L145 8V5H146V7H147V4L148 3H150L149 1L150 0H142V1H140L139 2V4L138 5H134V6H132V7H130V8H128L130 5H128V7H127V2H128ZM131 1V0H130ZM130 1L128 2V3H130ZM153 1V0H152ZM155 1V0H154ZM160 1V0H159ZM183 1H185V0H183ZM182 1V2H183ZM191 1H193V0H191ZM195 1V0H194ZM200 1V0H199ZM198 1V2H199ZM202 1V0H201ZM206 1V0H205ZM212 1V0H211ZM31 2V4H29ZM134 2H136V0L134 1ZM157 2V1H156ZM169 2V1H168ZM180 2V1H179ZM186 2V1H185ZM197 2V1H196ZM197 2V3H198ZM210 2V1H209ZM208 2V3H209ZM86 3V4H85ZM120 3V4H119ZM132 3V2H131ZM160 3H161V1H160ZM160 3H158L157 5H159ZM164 3H165V0H164ZM170 3V2H169ZM200 4H198V5H201V2H199ZM117 4H119L118 6H115V5H117ZM162 4V3H161ZM190 4V3H189ZM188 4V5H189ZM194 4V3H193ZM196 4V3H195ZM29 5H32V8L34 9V10H36L35 12H36V16H33V17H30V15L29 16H23L22 14H21V12H23V10H25L26 8H28V7H30V11H31V6H29ZM110 6V8L109 9H107V7L106 6ZM133 5V4H132ZM151 5V4H150ZM150 5H149V7H150ZM157 5H155L156 7H159V6H157ZM163 5V4H162ZM197 4H196V6H198ZM203 5V4H202ZM238 5V4H237ZM152 6V8L154 7L153 5H151ZM167 6H168V4H167ZM190 6V5H189ZM189 6H188V8H189ZM195 6V5H194ZM194 6H192L190 9H192ZM195 6V7H196ZM204 6V5H203ZM202 6V7H203ZM208 6V5H207ZM210 6V5H209ZM230 6H231V4H230ZM156 7H154V8H156ZM164 7H165V5H164ZM194 7V8H195ZM201 7V8H202ZM227 7H228V5H227ZM232 7V6H231ZM231 7H228V8H231ZM144 8V9H143ZM153 8V9H154ZM160 8V7H159ZM198 8V7H197ZM196 8V9H197ZM205 8V7H204ZM149 9V8H148ZM189 9V10H190ZM203 9V8H202ZM202 9H200V11L202 10ZM206 10L205 11H207V8H205ZM227 9V8H226ZM147 10V9H146ZM151 10V9H150ZM160 10H162V8L160 9ZM210 10V9H209ZM229 10V9H228ZM153 11H155V10H153ZM195 11V10H194ZM204 11V10H203ZM204 11V12H205ZM231 11V9L229 10V12ZM27 12V11H26ZM152 11H150V13H151ZM213 12V11H212ZM216 12V11H215ZM214 12V13H215ZM226 12H227V10H226ZM234 12V11H233ZM235 12H236V9H235ZM234 12V13H235ZM188 13V12H187ZM191 13H193V12H191ZM210 13V15H211V12H209ZM209 13H208V15H209ZM219 12H217V14H218ZM234 13H232V15L234 14ZM152 14V13H151ZM158 14V13H157ZM194 14V13H193ZM192 14V15H193ZM197 14H199V12H197ZM200 14H202V13H200ZM203 14H205V13H203ZM202 14V15H203ZM238 14V13H237ZM33 15V14H32ZM132 15V16H131ZM150 15V14H149ZM191 15V14H190ZM189 15V16H190ZM207 14H206V16H208ZM213 15V14H212ZM216 15V14H215ZM214 15V16H215ZM230 15H231V13H230ZM236 15V14H235ZM234 15V16H235ZM242 15V14H241ZM148 16V15H147ZM147 16H145V17H147ZM151 16V15H150ZM186 16H187V14H186ZM214 16H212V17H214ZM217 16V15H216ZM220 16V15H219ZM218 16V18H220V17H222V14H221V16L219 17ZM223 16H225V18L226 17H228L229 16V14H228V16H226V14L224 15L223 14ZM239 16V15H238ZM111 17H113V18H115V19H118V21L121 19L122 20V26H121V28H117L116 27V30L117 31H115L114 32V30L111 32V33H107V30L108 29H105V28H107V27H105L104 26V24L105 23H109L110 21V19H112ZM149 17V16H148ZM188 17V16H187ZM187 17L185 18V20H186V22H188L187 21ZM198 17H200V16H198ZM211 17V18H212ZM229 17H231V16H229ZM191 20H192V17H189ZM197 17H195V19H196ZM211 18L209 17V19L211 20ZM225 18H223L224 20H225ZM232 18H234L235 19V17H233L232 16ZM243 18V17H242ZM114 19V20H115ZM194 19V18H193ZM195 19H194V21H195ZM221 19V18H220ZM223 19H221V20H223ZM227 19V18H226ZM84 20H86V21H89L90 23H92L93 24V31H92V29H91V32H88V33H93V32H95L96 33V35H93V34H91V35H93V36H91V35H89L88 34V36L86 37V38H84V41H82L83 39H81V36H83V33H85L83 30H82V27H83V25H84ZM120 20V21H121ZM144 20H146V19H144ZM149 20H151V19H148V21ZM189 21V22H193V21ZM213 20V19H212ZM219 20V19H218ZM223 20V21H224ZM228 20V19H227ZM109 21V22H108ZM118 22V23H121V22ZM207 21V20H206ZM215 21V20H214ZM217 21V20H216ZM220 21V20H219ZM219 21H217V22H219ZM231 21V20H230ZM236 21V20H235ZM249 21H250V19H249ZM112 22H113V20H112ZM115 22V21H114ZM221 22V21H220ZM227 22H229V20L227 21ZM232 22V21H231ZM237 22V21H236ZM235 22V23H236ZM240 22H241V20H240ZM239 22V23H240ZM247 22H248V20H247ZM247 22H245V23H247ZM117 23V22H116ZM146 23H148L147 21H146ZM194 23H196V21L194 22ZM194 23H192L193 25H194ZM223 23V22H222ZM232 23H234V21L232 22ZM144 24V23H143ZM187 24H189V23H186V25ZM207 24V23H206ZM213 24H215V23H213ZM228 24V23H227ZM226 24V25H227ZM250 24V23H249ZM249 24H247L248 26H252V24L253 23H251V25H249ZM10 25H12V26H15L16 27V30H19V31H17V32H19L18 34H16V35H13V28L11 29V27H10ZM181 25H182V21H181ZM190 25V24H189ZM188 25V26H189ZM205 25V24H204ZM216 25V24H215ZM223 25H224V23H223ZM228 25H230V24H228ZM232 25V24H231ZM235 25V24H234ZM240 25V24H239ZM243 25V24H242ZM86 26H88V25H86ZM90 26V25H89ZM183 26V25H182ZM194 26H196V25H194ZM208 26L209 27H211L212 25H209L208 24ZM222 26V25H221ZM225 26V25H224ZM244 26V25H243ZM139 27V28H138ZM147 27H148V25L146 26V29H147ZM216 27H218L217 25H216ZM85 28H88V27H85ZM109 28V27H108ZM144 28V27H143ZM181 28V27H180ZM184 28V27H183ZM187 28V27H186ZM188 28H192V27H188ZM198 28V27H197ZM220 28V27H219ZM222 28V27H221ZM220 28V29H221ZM226 28L227 27H225V30H226ZM231 28V27H230ZM237 28H238V26H237ZM245 28V27H244ZM253 28H254V26H253ZM146 29H144L145 30V34H146ZM182 29V28H181ZM185 29V28H184ZM211 29V31L213 30V31H215L214 29H212V28H210ZM239 29V28H238ZM247 29H249V27L247 28ZM85 30V29H84ZM87 30V29H86ZM112 30V29H111ZM110 30V31H111ZM139 30V31H140ZM144 30L143 31H141V33L139 34V35H141L142 34V32H144ZM149 30V29H148ZM189 31L191 30V29H188ZM188 30L186 31V35H188ZM218 30V29H217ZM223 30V29H222ZM231 30H232V28H231ZM242 30H243V28H242ZM245 31H247L246 29H244ZM252 30H254V29H252ZM251 30V31H252ZM256 30H257V28H256ZM109 31V32H110ZM138 31V32H139ZM195 31H197V29L195 30ZM205 31V30H204ZM211 32L212 34H210V35H212L213 36V33L214 32ZM228 30H226L225 31V34H227L226 32H227ZM229 31H230V29H229ZM234 31V30H233ZM233 31H230V32H233ZM238 31H240V30H238ZM249 31H250V29H249ZM248 31V32H249ZM258 31V30H257ZM40 32V33H41ZM150 32V31H149ZM208 32H210L209 31V29H208ZM218 32H219V30H218ZM236 32H237V30H236ZM255 32V31H254ZM16 33V32H15ZM70 33H72V36L71 35H68V34H70ZM113 33V34H112ZM151 33V32H150ZM192 33V32H191ZM191 33H189L190 35H191ZM223 33H224V31H223ZM256 33V32H255ZM254 33V34H255ZM258 33V32H257ZM257 33H256V35H257ZM111 34H112V36L114 35V36H118V40L117 39H115V38H113V37H111V38H113L115 41H111V39H110V37H108V35H110L111 36ZM145 34H142V35H145ZM147 34H149V33H147ZM181 34H184V33H181ZM219 34V33H218ZM232 34V33H231ZM235 35H236V33H234ZM245 34H247V33H245ZM253 34V33H252ZM253 34V35H254ZM141 35V36H142ZM151 35V34H150ZM149 35V36H150ZM189 35V36H190ZM201 35H202V33H201ZM207 35H209V34H206V36ZM233 35V34H232ZM238 35V34H237ZM239 35H241L242 37H243V35L242 34H239ZM256 35H254L255 37H256ZM32 36V35H31ZM30 36V37H31ZM86 36V35H85ZM95 36L97 37V36H99V40H98V38H95ZM148 36V37H149ZM152 36V35H151ZM204 36H205V34H204ZM210 37L211 39H213V37ZM216 35H214V37H215ZM228 36V35H227ZM227 36H226V38H227ZM245 36V35H244ZM247 36V35H246ZM250 36V35H249ZM106 37L107 38H109L110 39V41H106V42H108V43H105V41L103 40V39H106ZM138 37H140V36H138ZM195 37H197V36H195ZM202 37V36H201ZM217 37H218V35H217ZM220 37V36H219ZM219 37H218V39H219ZM224 37V36H223ZM229 37V36H228ZM238 37V36H237ZM242 37H238V39H241V40H243L242 39ZM253 37V36H252ZM252 37H250V38H252ZM37 38V37H36ZM41 38H42V36H41ZM40 38V39H41ZM83 38V37H82ZM134 38V39H133ZM142 38H144V36L142 37ZM168 38H170V37H168ZM189 38V37H188ZM192 38H194V37H192ZM191 38V39H192ZM203 38V37H202ZM204 38H206V37H204ZM230 38V40H231V37H229ZM229 38H227V39H229ZM234 38V37H233ZM245 38H248V37H245ZM244 38V39H245ZM254 38V37H253ZM260 38H262V37H260ZM60 39H63V41L64 42H62V40H60ZM112 39V40H113ZM154 39V38H153ZM173 39V38H172ZM183 39H184V36H183ZM197 39V38H196ZM195 39V40H196ZM224 39V38H223ZM257 39V38H256ZM254 40V41H256L257 42V40ZM259 39V38H258ZM29 40V39H28ZM97 40V41H96ZM132 40L129 42V44L131 45V46H133L132 44H131V42H132ZM149 40V39H148ZM155 40V39H154ZM171 40V39H170ZM186 40H188V39H186ZM209 41V39H208V37L206 38V41ZM220 40H221V38H220ZM234 40V39H233ZM250 40V39H249ZM245 41V42H247L248 43V45H250V43L249 42H251V41ZM262 40V39H261ZM61 41V46H59V42ZM79 41H81L82 43H79ZM104 41V42H103ZM125 41V40H124ZM173 41H175V38L173 39ZM184 41H185V39H184ZM183 41V42H184ZM190 41V39L188 40V42ZM207 41V42H208ZM219 41V40H218ZM229 41V40H228ZM237 41V40H236ZM260 40H258V42H259ZM56 42V43H55ZM122 42V41H121ZM140 42H144L145 43V41H142V40H140L139 41V43H137V48H138V45L140 44ZM148 42V41H147ZM172 42V41H171ZM193 42V41H192ZM196 42V41H195ZM224 42H225V40H224ZM231 42V41H230ZM239 43L240 42H242V41H238ZM253 42V41H252ZM256 42H254V43H256ZM264 42V41H263ZM29 43H31V42H29ZM58 43V44H57ZM124 43V42H123ZM143 43V44H144ZM152 43V42H151ZM156 42H153V44H155ZM186 43V42H185ZM191 43V42H190ZM204 43H205V41L203 42V44L202 45H204ZM210 43V41L207 43V44H205V45H207L208 46V44ZM215 43V42H214ZM214 43L212 44L213 46H214ZM226 43V42H225ZM239 43H235L236 45L237 44H239ZM261 42H259V44H260ZM9 44H12V46H10V48H8L7 46L9 45ZM51 44V45H50ZM122 44V43H121ZM128 44V43H127ZM143 44L141 45L142 47H143ZM150 44V43H149ZM201 44H199V47H200V45ZM215 44H217V42L215 43ZM243 44H245V43H243ZM258 43H257V45H259ZM32 45V44H31ZM125 45H126V43H125ZM123 46V50L125 51H127V49H129L128 47V45H126V46ZM145 45V44H144ZM191 45V44H190ZM225 45V44H224ZM233 44H231V46H232ZM251 45H253V44H251ZM264 45V44H263ZM130 46V47H131ZM136 46V45H135ZM134 46V47H135ZM140 46V48H142ZM147 46V45H146ZM153 46V45H152ZM155 46V45H154ZM157 46V45H156ZM197 46V45H196ZM235 46V45H234ZM234 46H233V48H234ZM238 46H241V45H238ZM244 46V45H243ZM124 47L126 48V49H124ZM133 47V48H134ZM180 47V46H179ZM187 47V46H186ZM186 47H185V49H186ZM192 47H194V46H192ZM198 47V46H197ZM196 47V48H197ZM199 47L196 49L199 53L201 52V54H204V53H206V52H204L203 53V49H201V51H199L198 49H199ZM246 47V46H245ZM245 47H243V49L245 48ZM248 47V46H247ZM246 47V48H247ZM251 47V46H250ZM259 47V46H258ZM258 47H255L254 49H256V48H258ZM264 47V46H263ZM33 48V47H32ZM52 48V49H51ZM132 48V47H131ZM172 48H174V47H172ZM177 48H178V46H177ZM208 48H209V46H208ZM221 48V47H220ZM220 48H219V51H221L220 50ZM230 48V47H229ZM252 48V47H251ZM29 49H30V47H29ZM35 48H33V50H34ZM146 49V48H145ZM184 49V48H183ZM187 49H188V47H187ZM192 49V48H191ZM194 49V48H193ZM222 49V48H221ZM239 49H241V52L242 51H244L243 49H242V47L241 48H239ZM238 49V50H239ZM253 49V50H254ZM21 50V49H20ZM33 50H30V52H32V53H34L33 52ZM54 50V49H53ZM122 50V52H124ZM138 50H139V48H138ZM144 50V49H143ZM156 50V49H155ZM179 50V49H178ZM204 50H205V47H204ZM206 50H207V52L208 51H211L210 50V48H209V50L206 48ZM218 50V49H217ZM229 50V49H228ZM228 50L226 49V51L228 52ZM231 50V49H230ZM258 50V49H257ZM259 50L261 51V49H260V47H259ZM131 51V50H130ZM136 51H137V49L136 50H133V52H131L130 54H131V56H132V58H135L136 59V57H133V56H135V53H136ZM157 51V50H156ZM169 51L170 52H172V49H169ZM169 51L167 52V50H165V53L166 54H169ZM186 51V50H185ZM184 50H183V52H185ZM188 51V50H187ZM186 51V52H187ZM191 51V50H190ZM189 51V52H190ZM219 51L217 52V53H219ZM232 51H234V50H232ZM248 51H250V49L248 50L247 49V52ZM252 51V50H251ZM259 51V52H260ZM20 52V51H19ZM25 52V51H24ZM29 52V53H30ZM52 52V51H51ZM74 52H77V54L76 53H74ZM129 52V51H128ZM144 52V51H143ZM153 52V51H152ZM155 52V51H154ZM175 53L176 52H178L177 50H175L174 51ZM183 52H181V53H183ZM188 52V54H190ZM196 52V51H195ZM230 52V51H229ZM235 52V51H234ZM239 52H240V50H239ZM246 51H244L243 52V54L245 53ZM254 52V51H253ZM252 52V53H253ZM17 53V52H16ZM27 53V52H26ZM44 53V52H43ZM53 53V52H52ZM73 53L75 54V56L73 55ZM126 53V52H125ZM145 53H147V52H145ZM156 53V52H155ZM221 53H223V52H221ZM226 53V52H225ZM237 53V52H236ZM249 53V52H248ZM248 53H247V55H248ZM251 53V52H250ZM249 53V54H250ZM256 53L257 52H255V55H256ZM262 53H264V51L262 52ZM6 54V55H7ZM18 54V53H17ZM16 54V55H17ZM20 54V53H19ZM35 55H36V53H34ZM53 54H55V52L53 53ZM94 54H97L96 56L94 55ZM137 55H138V52L136 53ZM170 54H173V52L172 53H170ZM191 54H193V55H195V54H197V53H195L194 54V52H193V50H192V52H191ZM201 54H200V56H201ZM230 54H231V52H230ZM233 54H235V53H233ZM239 54V53H238ZM261 54V53H260ZM32 55V54H31ZM45 55H46V53H45ZM105 55V54H104ZM116 55V56H117ZM120 55H122V53L120 54ZM120 55L118 56V57H120ZM140 55V54H139ZM139 55H138V57H139ZM151 55L152 54H150V57H151ZM153 55H155L154 53H153ZM164 55V54H163ZM177 54H175L174 56H176ZM185 55H186V53H185ZM184 55V56H185ZM221 55V54H220ZM224 55V54H223ZM222 55V56H223ZM226 55V54H225ZM235 55H237V54H235ZM234 55V58L236 57L237 58V56H235ZM51 56H52V54H51ZM102 56V55H101ZM100 56V57H101ZM105 56H107V55H105ZM124 56V55H123ZM147 56V55H146ZM146 56H145V58H146ZM157 56V55H156ZM168 56V55H167ZM186 56H188V55H186ZM208 56V55H207ZM261 56H262V60L264 59V54L262 55L261 54ZM20 57V56H19ZM34 57V56H33ZM36 57V56H35ZM103 57V56H102ZM112 58H114L113 56H111ZM141 57V56H140ZM149 57V58H150ZM154 57V56H153ZM177 57V56H176ZM188 57H190L191 58V56H188ZM202 57V56H201ZM230 57V56H229ZM229 57H227V59L229 58ZM233 57V56H232ZM239 57H241L240 55H239ZM245 57V56H244ZM243 57V58H244ZM255 57H260V56H255ZM2 58H5V57H2ZM11 58V57H10ZM8 59V60H11V59ZM117 58V57H116ZM121 58V57H120ZM155 58H157V57H155ZM170 58V57H169ZM172 58V57H171ZM178 58V57H177ZM196 58V60L198 59V57H194V59ZM221 58V57H220ZM225 58V57H224ZM223 58V59H224ZM233 58V59H234ZM242 58V57H241ZM240 58V59H241ZM250 58V57H249ZM53 59V58H52ZM64 59V60H63ZM100 59V58H99ZM103 59V58H102ZM117 59H119V58H117ZM126 59V58H125ZM131 59V58H130ZM137 59H139V58H137ZM136 59V60H137ZM142 59V58H141ZM141 59H139V60H141ZM143 59H144V57H143ZM147 59H148V57H147ZM172 59H175V58H172ZM185 59V58H184ZM192 59V58H191ZM193 59V60H194ZM201 58H199V60H200ZM227 59L225 58V60H226V62H228L227 61ZM238 59V58H237ZM253 59H255V58H253ZM31 60V59H30ZM35 60V59H34ZM43 60V59H42ZM120 60V59H119ZM124 60V59H123ZM128 60V59H127ZM170 60V59H169ZM202 60V59H201ZM246 60V59H245ZM255 60H257V58L255 59ZM255 60H254V62H255ZM2 61H5V60H2ZM15 61V60H14ZM32 61V60H31ZM97 61V60H96ZM99 61V60H98ZM131 61V60H130ZM145 61V60H144ZM143 61V62H144ZM149 61H150V59H149ZM153 61V60H152ZM157 61H158V58H157ZM156 61V62H157ZM171 61V60H170ZM169 61V62H170ZM172 61H174V60H172ZM186 61V60H185ZM185 61L184 60H182L181 58L180 59H178V60H176V62L174 63L175 64V66H176V68L177 69H175V70H177L178 71V73H177V75H179V77L177 76L176 77V75H175V77L176 78H180L179 79V81H178V79H177V81L176 82H174V83H176V87H175V90H174V93H172L173 95H176L178 92H180L181 93V95H179V96H182V95H184V96H182L181 98L179 97V99H178V101H176L177 103L178 102H180L179 103V105L180 106H178L177 105V107H179L180 109H181V105L182 106H186V105H189V106H191L192 107V109H193V111H195V109L199 106L198 104H200V97L202 96V98H205L206 99V102H208V100H212V97L211 98H209V95H207L206 94V92L204 93L203 91H202V89H204V87L201 89V87H200V84H196V89H195V94L194 93H192V95H193V97L190 99L189 98V96L191 97L192 95H189V96H185V94H183L184 93V91L182 92V90H184V88H185V86H182V81H184V80H186V84H187V81H189L190 80V78H189V80H187L186 79V77L188 78L189 76H191V75H194V74H197V72H194V66L192 67H190V64L189 63H186V64H188L189 65V67L185 64ZM189 60H187L186 62H188ZM195 61V60H194ZM237 61V60H236ZM236 61H234V62H236ZM239 61V60H238ZM241 61H242V59H241ZM247 61V60H246ZM253 61V60H252ZM11 62V61H10ZM26 62V61H25ZM39 62V61H38ZM43 62V61H42ZM59 61L58 60H55V61H52V64H56V63H58ZM114 62V63H115ZM128 62L129 61H127V64H128ZM148 62V61H147ZM154 62H155V60H154ZM153 62V63H154ZM196 62V61H195ZM202 62V61H201ZM205 62L206 61H204V65H205ZM225 62V63H226ZM242 62H245V61H242ZM241 62V63H242ZM253 62V63H254ZM35 63H37V62H35ZM93 63H91V64H93ZM101 63H102V61H101ZM133 63H134V61H133ZM136 63H137V61H136ZM140 63V62H139ZM151 63V62H150ZM199 63V62H198ZM203 63V62H202ZM220 63V62H219ZM237 63V62H236ZM240 63V62H239ZM240 63V65H241V68H242V64ZM245 63H247V62H245ZM249 63V62H248ZM247 63V64H248ZM253 63L251 62V64L253 65ZM258 63V62H257ZM51 64V65H52ZM155 64V63H154ZM171 64V63H170ZM193 64V63H192ZM218 64V63H217ZM221 64V63H220ZM229 64V63H228ZM250 64V63H249ZM3 65V64H2ZM50 65V64H49ZM50 65V66H51ZM64 65V64H63ZM116 65V64H115ZM131 65V64H130ZM129 65V66H130ZM140 65H141V63H140ZM144 65H146V64H144ZM148 65V64H147ZM196 65V64H195ZM202 65V64H201ZM224 65V64H223ZM226 65V64H225ZM232 65H233V63H232ZM245 65V64H244ZM256 65V63L254 64V66ZM19 66V65H18ZM97 66H99V67H97ZM111 66H113V65H111ZM117 66V65H116ZM132 66V65H131ZM152 66V65H151ZM155 66V68H156V65H154ZM158 66V65H157ZM219 66V65H218ZM234 66V65H233ZM237 66V65H236ZM258 66H260L259 64H258ZM13 67H16V65L14 64L13 65ZM21 67H23L22 65H21ZM25 67H27V66H25ZM57 67H59L58 69H57V75L58 74H60L59 72H60V70L62 69L61 67H60V65H58L57 64ZM114 67V66H113ZM143 67H145V66H141V68H143ZM198 67V66H197ZM197 67L195 68V69H197ZM204 67V66H203ZM202 67V68H203ZM235 67V66H234ZM239 67V66H238ZM248 67H249V65H248ZM251 67V66H250ZM1 68H3L2 66L0 67V70H1ZM112 68V67H111ZM120 68H121V70H120ZM131 69H132V67H130ZM129 68V69H130ZM138 68V72L140 73L141 72V69H139V67H137ZM173 68V67H172ZM216 68V67H215ZM221 68V70H222V67H220ZM226 68V67H225ZM228 68H229V66H228ZM230 68H233V67H230ZM237 68V67H236ZM257 69H258V67H256ZM255 68V69H256ZM13 69H15V68H13ZM22 69V68H21ZM53 69V68H52ZM55 69V68H54ZM134 69V68H133ZM243 69V68H242ZM244 69H245V67H244ZM253 69V68H252ZM251 69V70H252ZM17 70V69H16ZM15 70V71H16ZM22 70H26V69H22ZM32 70V69H31ZM174 70V69H173ZM198 70V69H197ZM200 70V69H199ZM198 70V71H199ZM204 70V69H203ZM219 70V69H218ZM225 70V69H224ZM228 71L229 70H231V69H227ZM240 70V69H239ZM254 70V69H253ZM260 70H261V68H260ZM52 71V70H51ZM121 71V72H120ZM157 71V70H156ZM202 71V70H201ZM235 71H236V69H235ZM256 71V70H255ZM262 71V70H261ZM260 71V72H261ZM6 72H7V70H6ZM18 72H19V69H18ZM52 72H54V71H52ZM222 72V71H221ZM223 72H225V71H223ZM237 72H240V71H236L235 73H237ZM242 72H245V70H243ZM247 72V71H246ZM5 73V70H2V71H0V83H4V82H6L5 80H4V75H6V74H4ZM10 73V72H9ZM36 73V72H35ZM48 73V72H47ZM69 73V72H68ZM131 73H132V71H131ZM138 73V74H139ZM157 73V72H156ZM227 73V72H226ZM226 73H225V75H226ZM232 73H234L233 71H232ZM11 74L12 73H10L9 75L11 76ZM72 74V73H71ZM132 74H134V73H132ZM158 74V73H157ZM212 74V73H211ZM228 74V73H227ZM231 74V73H230ZM237 74H239V73H237ZM241 74V73H240ZM245 74V73H244ZM252 74V73H251ZM258 74H260L259 73V71H258ZM22 75H23V72H22ZM24 75H27L26 76V78L28 79H25L26 80V82L23 84V85H21L22 87H23V90H25L24 92H23V95H25L26 94V100L25 101H23V107H25L26 108V111L28 110V112L29 113H41V115H45V114H49L50 115V113H51V115L52 114H54V112H55V110H56V107L54 106V96H56L55 95V93L53 92V90H51L49 87L51 86V84H52V81L48 78L49 76L47 75V74H40L39 75V77H38V79L36 80V79H34L35 78V76L31 73V72H27L26 71V74L24 73ZM135 75V74H134ZM133 75V76H134ZM202 75V74H201ZM204 75V74H203ZM206 75V74H205ZM210 75V74H209ZM208 75V73H207V76H209ZM225 75L223 74V76H224V78H225ZM257 74H255V76H256ZM6 76H8V74L6 75ZM48 76V77H47ZM136 76H137V74H136ZM139 76V75H138ZM140 76H143L142 75V73H141V75ZM139 76V77H140ZM145 76V75H144ZM195 76V75H194ZM207 76H205L206 78H207ZM228 76V75H227ZM233 76H234V74H233ZM254 76V75H253ZM59 77V76H58ZM64 77H66V76H64ZM132 77V76H131ZM229 77V76H228ZM8 78V77H7ZM11 78V77H10ZM12 78H13V76H12ZM142 78V77H141ZM197 78V77H196ZM201 78H203V76H201ZM201 78H199V82H201L202 81V79ZM208 78H210V77H208ZM223 78V79H224ZM230 78H236V77H231L230 76ZM251 79L253 78V77H250ZM250 78H248L250 81H248L247 80V82H249L248 83V85H250V82H251V79ZM259 77H257L255 80L256 81H258L257 79H258ZM47 79H49V80H47ZM61 79V78H60ZM175 79V78H174ZM194 79V78H193ZM205 78H203V80H204ZM211 79V78H210ZM212 79H214V78H212ZM231 79V80H232ZM237 79V78H236ZM262 79V78H261ZM12 79H10L9 80V82H6V83H4V85L6 86V85H8V86H11L12 85V82H10ZM17 80H18V77H17ZM141 80V79H140ZM139 80V81H140ZM225 80V79H224ZM235 80V79H234ZM233 80V81H234ZM155 81V80H154ZM195 82H198V80L196 81V80H194ZM212 81V80H211ZM229 82H230V79L228 80ZM227 81V82H228ZM237 81H239L238 79H237ZM237 81H236V83H237ZM261 81V80H260ZM259 81V82H260ZM49 82L51 83V84H49ZM143 82H145V81H143ZM185 82V81H184ZM191 82V81H190ZM206 82V81H205ZM204 82V83H205ZM215 81H212V83H214ZM232 82V81H231ZM230 82V85L232 84ZM241 82V81H240ZM243 82H246L245 81V78H244V81ZM254 82V81H253ZM203 83V84H204ZM208 83H209V85L211 84L210 83V81H208ZM217 83V82H216ZM222 83V82H221ZM220 83V84H221ZM227 84L226 82H223V84ZM252 83V82H251ZM261 83V82H260ZM69 84V83H68ZM170 84V83H169ZM191 84H192V82H191ZM235 84V83H234ZM243 84V83H242ZM2 85V84H1ZM4 85H2L4 88H6ZM17 85H18V83H17ZM71 85V84H70ZM151 85V84H150ZM183 85H184V83H183ZM198 85V86H197ZM202 85V84H201ZM230 85L228 86V88L230 87ZM237 85V86H236ZM240 85V84H239ZM244 85V84H243ZM263 85V84H262ZM146 86H148V85H146ZM204 86V85H203ZM208 86V85H207ZM211 86V85H210ZM217 86V85H216ZM215 85H214V87L213 88H215L216 87ZM220 86V85H219ZM225 86V85H224ZM233 86V85H232ZM253 86H255V84L253 85ZM1 87V86H0ZM20 87V86H19ZM142 87V86H141ZM173 87V86H172ZM194 87V86H193ZM193 87H191V88H193ZM212 87V86H211ZM227 87V86H226ZM226 87H225V89H226ZM236 87V89H237V87L241 90V91H243V92H245V94H247V97H245V100L246 99H248V93H246L247 92V89H246V87H239L238 86V83L237 84H235V86L233 87V88H235ZM256 87H258L257 85H256ZM2 88V87H1ZM3 88V89H4ZM11 88H13V86L11 87ZM147 88V87H146ZM190 88V89H191ZM232 88V89H233ZM9 89V88H8ZM134 89V90H133ZM148 89V88H147ZM147 89H145V90H147ZM174 89V88H173ZM205 89H206V87H205ZM216 89V88H215ZM219 89V88H218ZM231 88H230V90H232ZM236 89H235V91H236ZM254 89H256V88H252V93L253 92H255V90ZM2 90V89H1ZM13 90H14V88H13ZM165 90H166V88H165ZM187 90V89H186ZM188 90H189V88H188ZM194 90V89H193ZM210 90V89H209ZM219 90H221V89H219ZM218 90V91H219ZM234 90V89H233ZM256 90H258L259 91V89H256ZM6 91H7V89L5 90V93H4V91H3V94H1V95H3L4 96V94H6ZM19 91H20V89H19ZM163 92H165L164 90H162ZM161 91V93H163ZM190 91V90H189ZM211 91H213V90H211ZM216 91V90H215ZM222 91H223V89H222ZM226 91L228 92V90L226 89ZM238 91V90H237ZM240 91V92H241ZM248 91H249V89H248ZM2 92V91H1ZM8 92H11L10 91V89H9V91ZM13 92H15V93H17L18 91H16V89L13 91ZM144 92H146V91H144ZM147 92H148V90H147ZM150 92H152V91H150ZM154 92V91H153ZM209 92V91H208ZM226 92V93H227ZM240 92H237V93H240ZM12 93V92H11ZM15 93H13V94H15ZM169 93V92H168ZM190 93V92H189ZM219 93V92H218ZM223 93H225V91L224 92H222L221 94H222V97H224L223 95ZM235 93V92H234ZM251 93V92H250ZM8 94V93H7ZM18 94H19V92H18ZM159 94V93H158ZM179 94V93H178ZM220 94V95H221ZM230 93L228 92V95H229ZM240 94H244V93H240ZM257 94H259V93H257ZM257 94H255V95H257ZM12 94H10L9 96H11ZM59 95V94H58ZM149 95H152V93L151 94H149ZM153 95H155V94H153ZM187 95V94H186ZM211 95V94H210ZM212 95H213V93H212ZM216 95V94H215ZM236 95V94H235ZM253 95V94H252ZM5 96H7V95H5ZM4 96V97H5ZM156 96V95H155ZM159 96V95H158ZM217 97L219 96L218 94L216 95ZM233 96V95H232ZM240 96H242V95H240ZM1 97V96H0ZM56 97H58V96H56ZM132 98V100H133V102L132 103H130V100H131V98ZM135 97V98H134ZM172 97H174V96H172ZM177 97V98H178ZM221 97V98H222ZM229 97V96H228ZM227 97V95H226V98H228ZM239 97V96H238ZM250 97V96H249ZM2 98V97H1ZM13 98V97H12ZM58 98H60V96L58 97ZM58 98H57V100L56 101H58ZM147 98V99H148ZM153 98H155V97H153ZM158 97H156V99H157ZM175 98V97H174ZM188 98V99H187ZM232 98H234V97H232ZM253 98L254 97H252V100H253ZM256 98V97H255ZM258 98H260V96L258 95ZM3 99V98H2ZM7 99V102H8V100H10L11 98H9L8 99V97L6 98ZM19 99H20V96H19ZM82 99V100H81ZM145 99V98H144ZM151 98H149V100H150ZM155 99V100H156ZM218 99V98H217ZM219 99H220V97H219ZM231 99V98H230ZM239 99V98H238ZM238 99H237V101H238ZM261 99V98H260ZM5 100V99H4ZM62 100V101H61ZM60 101L63 103V101H67L68 99H67V97H66V95H64L63 97H62V99H61ZM152 100V99H151ZM213 100H214V98H213ZM244 100V101H245ZM251 100V101H252ZM1 101V100H0ZM12 101H14V99L12 100ZM204 101V100H203ZM202 101V102H203ZM221 101H226V103L228 102V100H220V101H218V103H221ZM232 101H233V99H232ZM231 101V102H232ZM249 101V100H248ZM247 101V102H248ZM251 101H249V103L248 104H250V102ZM259 101V100H258ZM2 102V101H1ZM6 101L3 103V104H7L8 105V103H7ZM70 102V101H69ZM145 102V101H144ZM152 102V101H151ZM175 102V101H174ZM173 102V103H174ZM230 102V103H231ZM241 102V101H240ZM246 102V101H245ZM244 102V104H246ZM253 102V101H252ZM255 102H256V99H255ZM13 103V102H12ZM71 103H73V102H71ZM71 103H69L70 105H72ZM141 103V102H140ZM152 103H155V102H152ZM173 103H171V107H173ZM211 103H213V101L211 102ZM218 103H217V105H218ZM229 103V102H228ZM227 103V104H228ZM229 103V104H230ZM254 103V102H253ZM252 103V104H253ZM11 104V103H10ZM14 104V103H13ZM16 104H19L18 103V99H17V103ZM59 105H60V102L58 103ZM68 104V105H69ZM76 104V103H75ZM74 103H73V106L75 105ZM79 104V103H78ZM165 104H166V101H165ZM164 104V105H165ZM225 104V103H224ZM225 105V106H227L228 107V105ZM248 104H246V105H248ZM254 104H258L257 102L256 103H254ZM2 105V103L0 104V106ZM20 105H22V104H20ZM140 105V104H139ZM141 105H143V103L141 104ZM154 105V104H153ZM157 105V104H156ZM156 105H154V106H156ZM161 105H162V103H161ZM231 105H233V104H231ZM236 105H237V103H236ZM259 105V104H258ZM9 106V105H8ZM8 106L6 107V105H2V107H3V113L4 112H6V109H8ZM12 106H14V105H12ZM66 106H67V104H66ZM72 106V107H73ZM79 106H80V104H79ZM158 106V105H157ZM156 106V107H157ZM160 106V105H159ZM201 107H202V104L200 105ZM206 106V105H205ZM204 105H203V107H205ZM209 106V105H208ZM211 107L212 106H214L213 104H211L210 105ZM209 106V107H210ZM220 106V105H219ZM225 106L223 107V108H225ZM234 106V105H233ZM253 106V105H252ZM256 106V105H255ZM260 106V105H259ZM259 106H258V108H259ZM17 107V106H16ZM88 107L86 108V109H88ZM124 107V108H123ZM156 107H155V110H156ZM170 107V106H169ZM215 107V106H214ZM236 107V106H235ZM234 107V108H235ZM242 107V106H241ZM245 107H247V106H245ZM250 108L248 109V112H249V114L252 112V107L251 106H249ZM264 107V106H263ZM130 108V107H129ZM129 108H127L128 109V111H127V115L129 114ZM135 108V107H134ZM137 108V107H136ZM158 108V107H157ZM160 108V107H159ZM158 108V109H159ZM174 108V107H173ZM175 108H176V106H175ZM185 108H188V107H185ZM206 108L208 109V107L206 106ZM217 108V107H216ZM229 108V107H228ZM231 108H232V106H231ZM253 108H256V107H253ZM1 109V108H0ZM9 109H11V108H9ZM22 109V108H21ZM154 109V108H153ZM157 109V110H158ZM161 109V108H160ZM162 109H165V110H163L162 111V113L164 112V111H166V107H164V108H162ZM168 109V108H167ZM178 109V108H177ZM176 109V110H177ZM184 109V108H183ZM212 109H214V111H215V108H212ZM225 109H227V108H225ZM224 109V110H225ZM230 109V108H229ZM257 109V108H256ZM262 110H263V108H261ZM260 109V110H261ZM71 110V109H70ZM124 110V111H123ZM152 110V109H151ZM174 110V109H173ZM172 110V112H174ZM200 110V109H199ZM228 110V109H227ZM234 110V109H233ZM232 110V111H233ZM8 111V110H7ZM69 111V110H68ZM168 111V110H167ZM179 111H181V110H179ZM192 111V110H191ZM191 111H189V114H190V112ZM205 111H206V109H205ZM209 112H211V110L209 109L208 110ZM226 111V110H225ZM230 111V110H229ZM10 112V111H9ZM18 112V111H17ZM23 112V111H22ZM132 112V111H131ZM130 112V113H131ZM169 112V111H168ZM182 112L185 114V113H188V112H186L185 110L183 111L182 110ZM181 112V113H182ZM264 112V111H263ZM262 112V114H264ZM7 113V112H6ZM14 113H16V111H14ZM74 113H73V115H74ZM125 113V112H124ZM161 113V114H162ZM167 113V112H166ZM180 113V112H179ZM192 113V112H191ZM196 113V112H195ZM203 113V112H202ZM207 111H206V116H208V117H210V116H212L213 118H214V113H212L213 115H211L210 113H209V115H207ZM224 113V112H223ZM233 113V112H232ZM256 113V112H255ZM261 113V112H260ZM2 114V113H1ZM9 114V113H8ZM24 114V113H23ZM32 114V115H33ZM65 114V113H64ZM69 114H72V112L71 113H69ZM122 114V113H121ZM133 114V113H132ZM152 114V113H151ZM150 114V115H151ZM153 114H155L154 112H153ZM152 114V115H153ZM157 114V113H156ZM222 114V113H221ZM252 114V113H251ZM7 115V114H6ZM25 115H26V113H25ZM39 115V114H38ZM55 115V114H54ZM149 115V113H148V116H150ZM164 115V114H163ZM163 115H161V116H159L160 118H165L166 116H163ZM166 115V114H165ZM172 115H173V113H172ZM171 115V116H172ZM181 115V114H180ZM180 115H179V117H180ZM190 115H192V114H190ZM189 115V116H190ZM193 115H194V113H193ZM192 115V116H193ZM196 115V114H195ZM197 115H199L200 116V114H199V112H197ZM205 115L203 114V116L202 117H205ZM218 115H219V113H218ZM223 115V114H222ZM234 115V114H233ZM247 115L248 114H246V118H247ZM253 115H255V114H253ZM257 115V114H256ZM3 116V115H2ZM5 116V115H4ZM40 116V115H39ZM47 116V115H46ZM123 116H124V114H123ZM123 116H122V118H123ZM128 116H130V115H128ZM135 116V115H134ZM133 116V117H134ZM155 116V115H154ZM185 116V115H184ZM183 116V117H184ZM186 116H187V114H186ZM198 116V117H199ZM259 116V115H258ZM11 118H12V116H10ZM9 117V118H10ZM22 117H23V115H22ZM43 117V116H42ZM41 117V118H42ZM51 117H53V115L51 116ZM50 117V118H51ZM76 117H77V115H76ZM85 117V116H84ZM121 117V116H120ZM124 117H126V116H124ZM157 119H158V116H155ZM154 117V118H155ZM197 116H196V118H198ZM222 117V116H221ZM257 117V116H256ZM4 118H8V117H3V119ZM27 118H29V117H27ZM34 118H35V115H34ZM39 118V117H38ZM44 118H45V116H44ZM48 118V117H47ZM73 118H74V116H73ZM132 118V117H131ZM154 118H153V120H154ZM167 118V117H166ZM185 118V117H184ZM183 118V119H184ZM187 118H188V116H187ZM213 118H211V119H213ZM223 118V117H222ZM232 118V117H231ZM243 118H245V117H243ZM250 118H251V115H250ZM249 118V115H248V119H250ZM254 118V117H253ZM258 118V117H257ZM257 118L255 119V121L257 120ZM2 119V120H3ZM19 119V118H18ZM24 119H26V118H24ZM52 119V118H51ZM51 119H48L47 121H49V120H51ZM55 119V118H54ZM67 119H70V118H67ZM75 119V118H74ZM82 119V118H81ZM80 119V120H81ZM124 119H127V117L126 118H124ZM136 119V118H135ZM149 119V118H148ZM156 119V120H157ZM168 119H169V117H168ZM191 119V118H190ZM206 119V118H205ZM204 119V120H205ZM210 119V120H211ZM215 119V118H214ZM225 119V118H224ZM224 119H223V121H224ZM228 119H230V118H228ZM2 120L0 121L1 123H2ZM8 120V119H7ZM23 120V119H22ZM30 120H31V118H30ZM41 120H43V118L41 119ZM75 120H77V119H75ZM84 120H87V119H84ZM128 120V119H127ZM155 120V121H156ZM163 120V119H162ZM172 120V119H171ZM199 120V119H198ZM201 120H202V118H201ZM209 120V119H208ZM208 121V122H211V121ZM31 121H33V120H31ZM38 121V120H37ZM69 121H71V119L69 120ZM134 121H136V120H133V122ZM164 121V120H163ZM163 121H161L160 119H158V121H157V124L159 125V127L160 126H162V123H163ZM189 121V120H188ZM191 121H195L194 120V118L193 119H191ZM200 121V120H199ZM198 121V122H199ZM216 121V120H215ZM215 121H213V122H215ZM219 121V120H218ZM220 121H221V118H220ZM229 121V120H228ZM228 121H227V124H224L223 126H226V125H228ZM258 121V120H257ZM123 122V121H122ZM128 122H131V121H128ZM173 122V121H172ZM176 122H177V120H176ZM207 122V121H206ZM205 122V123H206ZM230 122V121H229ZM234 122V121H233ZM232 122V123H233ZM238 122H240V121H238ZM243 121H241L240 122V126L239 125H237L238 127H240L239 128V130H236L237 132H240L241 134H245V133H255L256 131L254 130L255 129V127L254 126H257V125H254V126H251V127H248V124H247V126L244 124V123H246V122H243V124H241ZM252 122H254V121H252ZM38 123V122H37ZM58 123V122H57ZM61 123V122H60ZM63 123V122H62ZM87 123V122H86ZM85 123V125L87 126L88 124H86ZM90 123V122H89ZM120 123H121V121H120ZM124 123V122H123ZM137 123V122H136ZM135 123V124H136ZM167 123H168V121H167ZM190 123H193V122H190ZM202 123V122H201ZM217 123V122H216ZM258 123H260V122H258ZM27 124H29V123H27ZM35 124V123H34ZM64 124V123H63ZM91 124V125H92ZM128 124H131V123H128ZM154 124H155V122H154ZM193 124H195V123H193ZM234 124V123H233ZM253 124V123H252ZM254 124H255V122H254ZM21 125V124H20ZM24 125V124H23ZM84 122H83V124H81L79 127L81 128L80 130H82L83 128H84ZM116 125H119V123L118 124H116ZM115 125V126H116ZM132 125H133V123H132ZM157 125V126H158ZM168 125H171V124H168ZM189 125V124H188ZM205 125V127H206V125L207 126H209L208 124H204ZM218 125H219V123H218ZM10 126V125H9ZM8 126V127H9ZM66 126H68V127H70L68 124H66L65 125V127ZM76 126V125H75ZM83 126V127H82ZM120 126V125H119ZM123 126V125H122ZM130 126V125H129ZM156 126V127H157ZM163 126H164V128H163V130H166V128H165V125L163 124ZM172 126V125H171ZM177 126V125H176ZM181 126V125H180ZM180 126L178 125V127L180 128ZM190 126V125H189ZM201 127H202V129H203V126L202 125H200ZM214 126H215V123H214ZM228 126H230V125H228ZM228 126H226L227 128H229ZM233 126V125H232ZM237 126L235 127V128H237ZM259 126H263V125H259ZM25 127H30V132L33 134V136H36L38 139H39V141H41V137H42V135H44V134H47V133H53V132H57V130H58V128L60 127L59 125L58 126H56V124H52L51 125V127H50V123H44V124H37V125H32V126H25ZM58 127V128H57ZM68 127H66V129L68 128ZM116 127H118V126H116ZM123 127H125V125L123 126ZM123 127H121V128H123ZM131 127V126H130ZM193 127V126H192ZM216 127V126H215ZM258 127V126H257ZM256 127V129H258ZM87 128H88V126H87ZM86 128V129H87ZM138 128V127H137ZM162 128V127H161ZM167 128H169V127H167ZM179 128H177L178 130H179ZM184 128V127H183ZM185 128H187V127H185ZM261 128V127H260ZM260 128L258 129L259 131H260ZM14 129V128H13ZM26 129V128H25ZM116 129H118V128H116ZM116 129H114V130H116ZM120 129V128H119ZM125 129V128H124ZM126 129H128V128H126ZM157 129H160V128H158L157 127ZM170 129V128H169ZM168 129V130H169ZM182 129V128H181ZM211 129V128H210ZM225 129V128H224ZM224 129H222V130H224ZM230 129V128H229ZM233 129H234V127H233ZM232 129V130H233ZM262 129V128H261ZM18 130H19V128H18ZM20 130H21V128H20ZM62 130H63V127H62ZM73 130V132H74V129H72ZM71 130V131H72ZM123 130V129H122ZM130 130V129H129ZM156 130V129H155ZM163 130H161L160 132L162 133V134H164L163 132ZM185 130V129H184ZM188 130V129H187ZM187 130L185 131V132H187ZM190 130V129H189ZM207 130V129H206ZM206 130H204V131H206ZM212 131H213V129H211ZM221 130V129H220ZM22 131V130H21ZM84 131H86V130H84ZM106 131H104V132H106ZM113 131V130H112ZM119 131V130H118ZM125 131V130H124ZM124 131H121V132H123L124 133ZM141 131V130H140ZM158 131V130H157ZM172 131V130H171ZM181 131V130H180ZM209 131V130H208ZM215 131V130H214ZM235 131V132H236ZM89 132H91V131H89ZM103 132V131H102ZM128 132V131H127ZM139 132V131H138ZM170 132V131H169ZM173 132V131H172ZM182 132V131H181ZM181 132H179V133H181ZM184 132V131H183ZM194 132H195V130H194ZM217 132H219V130L217 131ZM226 133H228V130L227 131H225ZM234 132V130L232 131V132H230V133H233ZM76 133H79L78 131H76ZM85 133V132H84ZM108 132H106V133H104L105 134V138H107L106 137V134H107ZM111 133V132H110ZM114 133V132H113ZM115 133H116V138H118L117 137V132L115 131ZM153 133H155V132H153ZM177 133V132H176ZM215 133V132H214ZM240 133H239V135H240ZM263 133V132H262ZM32 134H29V135H31L32 136ZM61 134V133H60ZM72 135H73V133H71ZM85 134H89L90 135V133H85ZM120 134V133H119ZM135 135L136 134H138V133H134ZM170 134V133H169ZM187 134V133H186ZM185 134V135H186ZM208 134V133H207ZM207 134H206V136H207ZM234 134V133H233ZM243 134V135H244ZM260 135H262L261 133H259ZM264 134V133H263ZM9 135V134H8ZM14 135V134H13ZM22 135H24V134H22ZM48 135V134H47ZM78 135V134H77ZM84 135V134H83ZM103 135V134H102ZM127 135V134H126ZM145 135V134H144ZM153 135V134H152ZM177 135H178V133H177ZM215 135V134H214ZM219 135L220 136H222L221 135V132H219ZM226 136L225 137H222V138H220V136H219V140L220 139H222V142L224 143V142H226V140H227V138H228V136H229V133H228V135L227 134H225ZM238 135V136H239ZM243 135H241V137L243 138L244 136ZM4 136H6L5 135V133H4ZM56 136V135H55ZM53 137V139H51V140H49L48 141V145L50 146V147H54L56 144H59V145H57L58 147L60 146V147H62L63 145H65V142H67L68 143V141H67V138L65 139L64 137H62L61 135H58V136H56V137ZM64 136V135H63ZM74 136V135H73ZM94 136V135H93ZM112 136H114V135H112ZM111 136V137H112ZM119 136V135H118ZM120 136H121V134H120ZM171 136V135H170ZM170 136H169V138H170ZM213 136V135H212ZM40 137V138H39ZM77 137V136H76ZM84 137V136H83ZM82 137V138H83ZM95 137V136H94ZM109 137V136H108ZM129 138H131L130 136H128ZM164 137V136H163ZM166 137V136H165ZM178 137H179V135H178ZM181 137V136H180ZM184 137V136H183ZM240 137V138H241ZM262 137H264V136H262ZM2 138V137H1ZM0 138V139H1ZM10 138V137H9ZM26 138H27V136H26ZM35 138V137H34ZM46 138V137H45ZM89 138H90V136H89ZM101 138H103L102 136H101ZM112 138H114V137H112ZM116 138H115V141H116ZM206 138H208V136L206 137ZM242 138H241V140H242ZM20 139H22V138H20ZM31 139H33V137L31 138ZM47 139V138H46ZM98 139H99V137H98ZM98 139H96L95 141L97 142V140ZM104 139V138H103ZM122 139V138H121ZM126 139H128V138H126ZM135 139V136H134V138H133V140ZM141 138H139V140H140ZM164 139H166V138H164ZM181 139H182V137H181ZM180 139V140H181ZM217 139V138H216ZM245 139V138H244ZM243 139V140H244ZM248 139V138H247ZM16 140V139H15ZM63 140V141H62ZM66 140V141H65ZM80 140V139H79ZM90 140H91V138H90ZM100 140V139H99ZM104 140H106V139H104ZM109 140V139H108ZM125 140V139H124ZM182 140H184V138L182 139ZM205 140V139H204ZM212 140V139H211ZM249 140H251L252 141V138L251 139H249ZM248 140V142L250 143L251 141H249ZM5 141H6V139H5ZM38 141V140H37ZM44 141V140H43ZM81 141H82V139H81ZM92 141V140H91ZM94 141V140H93ZM101 141V140H100ZM123 141V140H122ZM122 141L120 142V143H122ZM130 141H132V139H130ZM130 141H129V143H130ZM137 141V140H136ZM217 141V140H216ZM221 141V140H220ZM230 141V140H229ZM247 141V140H246ZM10 142V141H9ZM33 142H35V141H33ZM32 142V143H33ZM113 142V141H112ZM119 142V141H118ZM139 142V141H138ZM177 142V141H176ZM181 142V141H180ZM214 142H215V140H214ZM222 142H221V144H222ZM228 142V141H227ZM232 142V141H231ZM257 142V141H256ZM260 142V141H259ZM259 142H257V143H259ZM19 143V142H18ZM41 143V142H40ZM43 143V142H42ZM72 143V142H71ZM75 143V142H74ZM74 143H72V144H74ZM83 143V142H82ZM99 143V142H98ZM101 143H103V142H101ZM101 143H99L100 145H101ZM105 143V142H104ZM128 143V144H129ZM132 143V142H131ZM133 143H134V141H133ZM132 143V145H134ZM166 143H167V139H166ZM170 143V142H169ZM173 143V142H172ZM192 143V142H191ZM216 143H218V142H216ZM232 143H234L235 144V142L233 141ZM249 143L247 144V145H249ZM253 145H254V143H255V141H254V143L253 142H251ZM9 144V143H8ZM84 144H85V142H84ZM94 144V143H93ZM116 144V143H115ZM126 144V143H125ZM124 144V145H125ZM138 144V143H137ZM189 144H190V142H189ZM214 144V143H213ZM220 144V143H219ZM260 144V143H259ZM258 144V145H259ZM14 145V144H13ZM19 145H20V143H19ZM32 145V144H31ZM34 145V144H33ZM38 145H39V143H38ZM38 145H37V147H38ZM47 145V144H46ZM76 145V144H75ZM91 145H92V142H91ZM95 145H96V143H95ZM111 144H109V146H110ZM116 145H119V144H116ZM115 145V146H116ZM124 145H121V146H124ZM131 145V146H132ZM135 145H136V143H135ZM165 145V144H164ZM167 145V144H166ZM169 145V144H168ZM217 144H215V146H216ZM223 145V144H222ZM225 145H227V144H225ZM239 145H240V143H239ZM238 145V146H239ZM243 145H245V144H243ZM252 145V147H254ZM261 145V144H260ZM259 145V146H260ZM6 146V145H5ZM22 146V145H21ZM30 146V145H29ZM77 146V145H76ZM81 146H82V144H81ZM97 146H99L98 144H97ZM105 146H108L107 144H105L104 145V147ZM108 146V147H109ZM120 146V145H119ZM118 146V147H119ZM130 146V145H129ZM171 146V145H170ZM219 146V145H218ZM234 146V148H235V145H233ZM237 146V147H238ZM249 146H251V145H249ZM9 147H11V146H9ZM19 147V146H18ZM23 147H24V145H23ZM22 147V149L21 150H23L24 151V149H26V148H23ZM57 147V148H58ZM71 147H72V145H71ZM91 147H93V146H91ZM104 147H103V151L105 150L104 149ZM161 147H163V145L161 146ZM172 148H174V144H173V146H171ZM186 147V146H185ZM209 147V146H208ZM222 147V149H223V146H220V148ZM236 147V148H237ZM245 147H246V145H245ZM244 147V148H245ZM262 147V146H261ZM264 147V146H263ZM262 147V148H263ZM1 148V147H0ZM6 148V147H5ZM5 148H4V151H5ZM15 148V147H14ZM32 148H33V146H32ZM47 148V147H46ZM56 148V147H55ZM67 148V147H66ZM84 148V147H83ZM86 148H88V147H86ZM98 148H100V147H98ZM106 148V147H105ZM123 148V147H122ZM129 148V147H128ZM128 148H126V149H128ZM132 148V147H131ZM166 148V147H165ZM165 148L164 149H162V150H165ZM235 148V149H236ZM239 149H240V147H238ZM251 148V147H250ZM257 148L260 150V148L257 146ZM261 148V149H262ZM9 149V148H8ZM12 149H13V147H12ZM11 149V150H12ZM16 149V148H15ZM29 149H30V147H29ZM34 149V148H33ZM32 149V150H33ZM41 149V148H40ZM73 149V148H72ZM78 149H80V148H78ZM77 149V150H78ZM92 149H94V148H92ZM108 149V148H107ZM178 149H180V148H178ZM177 149V150H178ZM183 149V148H182ZM216 149V148H215ZM217 149H218V147H217ZM249 149V148H248ZM252 149V148H251ZM256 149V147H254V150L252 151V153L254 152L255 153V150ZM7 150V149H6ZM10 150V149H9ZM32 150H31V152H32ZM35 150H36V148H35ZM67 150V149H66ZM80 150H82V148L80 149ZM85 149H83V151H84ZM96 150V149H95ZM95 150H93V151H95ZM121 150H123V149H121ZM166 150L168 151V149L166 148ZM165 150V151H166ZM170 150V149H169ZM172 150V149H171ZM225 150V151H224ZM224 152H226V148L224 147ZM243 150V149H242ZM258 150V151H259ZM0 151H3V146H2V150H0ZM18 152H19V150H17ZM43 151V150H42ZM45 151V150H44ZM130 151V150H129ZM165 151H163V152H165ZM218 151V150H217ZM244 151V150H243ZM245 151H247L246 150V148H245ZM250 151V150H249ZM258 151H257V153H258ZM262 151H263V149H262ZM262 151H260V152H262ZM12 152H13V150H12ZM11 152V153H12ZM69 152V151H68ZM74 152V151H73ZM89 152V151H88ZM169 153H170V151H168ZM173 153H175L174 151H172ZM180 152V151H179ZM178 152V153H179ZM182 152V151H181ZM219 152V151H218ZM223 152V153H224ZM259 152V153H260ZM264 152V151H263ZM4 153H6V155H7V153H9V152H4ZM4 153H2V154H4ZM24 153H26V152H24ZM40 153H41V151H40ZM49 153V152H48ZM83 154H84V152H82ZM86 153V152H85ZM90 153V152H89ZM95 153H98L97 151H95ZM99 153H100V150H99ZM103 153V152H102ZM177 153V152H176ZM175 153V154H176ZM220 153V152H219ZM222 153V155H224ZM226 153H228V157H229V153L231 154V152H226ZM246 153H249V152H246ZM251 153V152H250ZM249 153V154H250ZM258 153V154H259ZM1 154V153H0ZM12 154H14V152L12 153ZM15 154H17V153H15ZM22 154H23V152H22ZM38 153H36V155H37ZM51 154H53V152H51ZM58 154V153H57ZM67 154V153H66ZM87 154V153H86ZM93 154V153H92ZM105 154V153H104ZM165 154V153H164ZM221 154V153H220ZM264 154V153H263ZM5 155V154H4ZM4 155H2V156H4ZM19 155V154H18ZM24 155V154H23ZM35 155V156H36ZM50 155V154H49ZM49 155H47V156H49ZM71 155V154H70ZM78 156H80L79 154H77ZM88 155V154H87ZM95 155V154H94ZM94 155H93V158L92 159H94ZM100 155V154H99ZM103 155V154H102ZM174 155V154H173ZM192 155H195V154H193L192 153ZM213 155H216V154H213ZM238 155H239V153H238ZM237 155V156H238ZM240 155H242V154H240ZM239 155V156H240ZM248 155V154H247ZM246 155V156H247ZM260 155V154H259ZM10 156V155H9ZM43 156H44V154H43ZM75 156V155H74ZM176 156V155H175ZM184 156V155H183ZM210 156V155H209ZM243 156V155H242ZM260 156H262V154L260 155ZM12 157H13V155H12ZM15 157H16V155H15ZM24 157H25V155H24ZM30 157V156H29ZM39 157H41V156H39ZM53 157H54V154H53ZM84 157H86V156H84ZM84 157H83V159H84ZM87 157H89V156H87ZM90 157H92V156H90ZM165 157V156H164ZM174 157V156H173ZM172 157V158H173ZM178 157H180V155L178 156ZM194 157V156H193ZM208 157V156H207ZM248 157H249V155H248ZM250 157H252L251 156V154H250ZM259 157V156H258ZM3 158V157H2ZM9 158V157H8ZM7 158V159H8ZM16 158H18V156L16 157ZM31 158V157H30ZM29 158V160L31 161V159ZM73 158H75V157H73ZM78 158V157H77ZM81 158V157H80ZM166 158V157H165ZM197 158V157H196ZM219 158H221V156H219ZM223 158V157H222ZM238 158V157H237ZM236 158V159H237ZM242 158V157H241ZM240 158V159H241ZM10 159V158H9ZM20 159V158H19ZM18 159V160H19ZM33 159H34V157H33ZM63 158H61V159H59V161H61ZM82 159V158H81ZM91 159V160H92ZM176 159V158H175ZM182 160V158H178L177 160H179V161H177V162H180L181 160ZM210 159V158H209ZM207 160V161H210V160ZM212 159V158H211ZM245 159V158H244ZM247 159V158H246ZM256 159H257V157H255V161H256ZM261 160H262V158H260ZM2 160V159H1ZM24 160V159H23ZM38 160H39V162H40V160H42V158H38ZM37 159H35L34 161H38ZM68 160V159H67ZM86 160V159H85ZM95 160V159H94ZM99 160H100V158H99ZM98 159H97V162L99 163L100 161H99ZM169 160V159H168ZM171 160V159H170ZM169 160V161H170ZM204 160V159H203ZM218 160V159H217ZM220 160V159H219ZM222 160V159H221ZM231 160H233V157H232V159ZM235 160V159H234ZM260 160V161H261ZM11 161H13V160H11ZM16 161H17V159H16ZM15 161V162H16ZM29 161V162H30ZM81 161V160H80ZM79 161V162H80ZM103 161H104V159H103ZM164 161H166V159H164ZM200 161V160H199ZM206 161V162H207ZM257 161H259V159L257 160ZM259 161V162H260ZM1 162V161H0ZM20 163H21V161H19ZM23 162V161H22ZM46 163H48L47 161H45ZM86 162V161H85ZM84 162V163H85ZM90 162V161H89ZM95 163H96V160L94 161ZM92 163V164H94V167H92V168H95V163ZM168 162V161H167ZM166 162V163H167ZM171 162H172V160H171ZM170 162V163H171ZM189 162V161H188ZM193 161H191V163H192ZM212 160L210 161V163H209V165H211L212 163ZM235 162V161H234ZM26 163V165H29V164H27V161L25 162ZM35 163V165H36V162H34ZM90 163V164H91ZM104 163V162H103ZM175 163H176V161H175ZM181 163H182V161H181ZM184 163V162H183ZM221 163V162H220ZM223 163V162H222ZM221 163V164H222ZM246 163V162H245ZM13 164V163H12ZM15 164H17L18 165V163H15ZM32 164V163H31ZM41 164V163H40ZM80 164V163H79ZM90 164L88 163V165L87 166H90ZM101 164V163H100ZM106 164V163H105ZM174 164V163H173ZM193 164V163H192ZM216 164V163H215ZM218 164H219V161H218ZM11 165V164H10ZM9 165V167L8 168H10L11 166ZM14 165V164H13ZM25 165V164H24ZM33 165V164H32ZM42 165V164H41ZM43 165H45V164H43ZM61 165L63 166V167H66V166H68V161H61ZM71 165V164H70ZM77 165V164H76ZM84 165H86V164H84ZM107 165V164H106ZM176 165V164H175ZM236 165V164H235ZM247 165V164H246ZM246 165H245V167H246ZM252 165V164H251ZM8 166V165H7ZM7 166H5L6 167V175H7V173L8 174H11V172L10 171H7ZM22 166V165H21ZM80 166V165H79ZM86 166V167H87ZM99 166V165H98ZM119 166V165H118ZM173 166V165H172ZM180 166V165H179ZM189 166H190V164H189ZM212 166V165H211ZM211 166H210V169H212L211 168ZM248 166H250V164L248 165ZM13 167V166H12ZM25 167V166H24ZM38 167V166H37ZM57 167V166H56ZM82 168H83V165L81 166ZM80 167V168H81ZM103 167V165L102 166H100V168H102ZM110 167V166H109ZM167 167V166H166ZM182 167H184V165H182L181 166V168H179V170H181L182 169ZM252 167V166H251ZM250 167V168H251ZM2 168V167H1ZM1 168H0V171H2V172H5V171H3V170H1ZM16 168V167H15ZM21 168H23V167H21ZM26 168V167H25ZM27 168H29V167H27ZM32 168V167H31ZM39 168H40V166H39ZM39 168H38V170H39ZM76 168V167H75ZM92 168H87V169H92ZM105 168L107 169V167L105 166ZM114 168H116V167H114L113 166V169ZM117 168H119V167H117ZM169 168V167H168ZM167 168V169H168ZM171 168H174V167H171ZM177 168V167H176ZM220 168V167H219ZM219 168H218V170H219ZM4 169V168H3ZM11 169V168H10ZM14 169V168H13ZM30 169V168H29ZM54 169V168H53ZM111 168H109L108 170H110ZM120 169H121V166H120ZM178 169V168H177ZM185 169H187V168H185ZM215 169V168H214ZM246 170L245 171H247V167L245 168ZM252 169V168H251ZM32 170H33V168H32ZM43 170H45V169H43ZM71 170V169H70ZM83 170H84V168H83ZM168 170H170V169H168ZM167 170V172H169ZM172 170V169H171ZM174 170V169H173ZM183 170V169H182ZM217 170V169H216ZM225 170V169H224ZM240 170V169H239ZM238 170V171H239ZM242 170H243V168H242ZM21 171V170H20ZM26 171H29V170H26ZM37 171V170H36ZM55 171V170H54ZM89 171H91V170H89ZM116 171V170H115ZM121 171V170H120ZM120 171H118L119 173H118V175L120 174ZM176 171V170H175ZM174 171V172H175ZM211 170H209L208 171V173H212V171L210 172ZM215 171V170H214ZM219 171H221V170H219ZM233 171V170H232ZM235 171V170H234ZM238 171H235V173H237ZM254 171V170H253ZM252 171V172H253ZM10 172V173H9ZM14 172V171H13ZM16 172H17V170H16ZM15 172V173H16ZM22 172V171H21ZM20 172V173H21ZM31 172V171H30ZM45 172H47V171H45ZM70 172V171H69ZM68 172V173H69ZM83 172V171H82ZM172 172V171H171ZM170 172V173H171ZM228 172V171H227ZM226 172V173H227ZM231 172V171H230ZM241 172V171H240ZM18 173V172H17ZM20 173H18V174H20ZM34 173V172H33ZM50 173V172H49ZM88 173V172H87ZM86 173V174H87ZM93 173V172H92ZM91 173V174H92ZM116 173V172H115ZM123 173V172H122ZM170 173H169V175H170ZM206 173V172H205ZM248 173V172H247ZM1 174V173H0ZM26 174H29V173H26ZM37 174H39V173H37ZM36 173H35V175H37ZM47 174V173H46ZM82 174V173H81ZM177 174V173H176ZM175 174V175H176ZM224 174V173H223ZM231 174H234V173H231ZM243 174H246V173H244V171H243ZM3 175H5V173L3 174ZM22 175V174H21ZM65 175V174H64ZM63 175V176H64ZM78 175V176H77ZM79 175L80 174H76V176L77 177H79ZM90 174L88 173V176H89ZM100 175V174H99ZM172 175V174H171ZM205 175H207V174H205ZM214 175H216V174H214ZM221 175V174H220ZM230 175V174H229ZM235 175V174H234ZM239 175V174H238ZM242 175V174H241ZM248 175V174H247ZM250 175V174H249ZM8 176V175H7ZM23 176V175H22ZM34 176V175H33ZM32 176V177H33ZM38 176V175H37ZM66 176V175H65ZM83 176H85V175H83ZM166 177H167V174L165 175ZM231 176H233V175H231ZM1 177H4V176H2L1 175ZM9 177V176H8ZM8 177H6V178H8ZM20 177V176H19ZM50 177H51V175H50ZM59 177H61V176H59ZM72 177V176H71ZM101 177V176H100ZM184 177V176H183ZM195 177V176H194ZM205 177V176H204ZM204 177H203V180H204ZM207 177V176H206ZM211 177H215V176H213V175H211ZM210 177V178H211ZM221 177V176H220ZM219 177V178H220ZM227 177V176H226ZM235 177H237V176H235ZM5 178V179H6ZM11 178H12V175H11ZM13 178H14V176H13ZM26 178H27V176H26ZM34 178H36L35 176H34ZM82 178V177H81ZM85 178V177H84ZM84 178H82V179H84ZM98 178H99V176H98ZM97 178V179H98ZM169 178V177H168ZM186 178H188V177H186ZM191 178H192V175H191ZM199 178V177H198ZM209 178V177H208ZM217 178V177H216ZM223 178H224V175H223ZM228 178V177H227ZM231 178V177H230ZM249 178V177H248ZM251 178V177H250ZM254 178V177H253ZM0 179H2V178H0ZM4 179V178H3ZM2 179V180H3ZM17 179V177L15 178V180ZM30 179V178H29ZM43 179V178H42ZM46 179V178H45ZM44 179V180H45ZM52 179V178H51ZM54 179H55V177H54ZM64 179V178H63ZM78 179V178H77ZM104 179V178H103ZM170 179V178H169ZM168 179V180H169ZM185 179V178H184ZM221 179V178H220ZM236 179V178H235ZM13 179H11L10 181H12ZM23 180V179H22ZM38 180V179H37ZM50 180V179H49ZM53 180V179H52ZM52 180H51V182H52ZM73 180H75L76 181V178H74ZM72 180V181H73ZM95 180H96V178H95ZM167 180V181H168ZM171 180H173L174 181V179L172 178ZM177 180V179H176ZM175 180V181H176ZM202 180V179H201ZM205 180H208V179H206L205 178ZM215 180H217V182H218V178L217 179H215ZM226 182H228L229 183V180L230 179H228V181H227V179H224ZM234 180V179H233ZM248 180V179H247ZM254 179H252V181H253ZM256 180V179H255ZM1 181V180H0ZM14 181V180H13ZM26 181H27V179H26ZM25 181V182H26ZM31 181H35L34 179H32ZM31 181H29L30 182V184H32V182ZM39 181V180H38ZM38 181H36V182H38ZM47 181V180H46ZM55 181V180H54ZM68 181V180H67ZM71 181V180H70ZM71 181V182H72ZM78 181V180H77ZM83 181V180H82ZM88 181V180H87ZM86 181V182H87ZM97 181V180H96ZM100 181H101V178H100ZM172 181V182H173ZM199 181V180H198ZM210 181H212V179L210 180ZM213 181H214V179H213ZM212 181V182H213ZM224 181V182H225ZM235 181V180H234ZM7 182V181H6ZM18 182H21V180L19 179V181ZM29 182H27V184H29ZM40 182H41V180H40ZM39 182V183H40ZM50 182V183H51ZM60 182V181H59ZM99 182V181H98ZM186 182V184H187V181H185ZM190 182V181H189ZM188 182V184H190ZM208 182V181H207ZM220 182V181H219ZM219 182H218V184H219ZM224 182H223V185H225L224 184ZM225 182V183H226ZM231 182V181H230ZM237 182V181H236ZM247 182V181H246ZM250 182V181H249ZM255 182V181H254ZM3 183H4V181H3ZM16 183H17V180H16ZM23 183V182H22ZM21 183V184H22ZM49 183V184H50ZM63 183V182H62ZM78 183V182H77ZM80 183H82L83 184V182H80ZM84 183H85V181H84ZM89 182H87V184H88ZM100 183V182H99ZM103 183H105V181L103 182ZM215 183V182H214ZM243 183V182H242ZM5 185H8V184H6V183H4ZM26 184V185H27ZM35 184H37V183H35ZM49 184H47V185H49ZM76 184V183H75ZM74 184V185H75ZM86 184V183H85ZM86 184V185H87ZM107 184V183H106ZM110 184V183H109ZM113 184V183H112ZM192 184V183H191ZM201 184V183H200ZM204 184H205V182H204ZM4 185V186H5ZM10 185H11V183H10ZM22 185H24V184H22ZM52 185V184H51ZM55 185V184H54ZM80 185V184H79ZM105 185V184H104ZM103 185V186H104ZM108 185V184H107ZM179 185H182V184H179ZM183 185H185V184H183ZM182 185V186H183ZM208 185L210 186V184L208 183ZM229 185H231V184H229ZM242 185V184H241ZM240 185V186H241ZM246 185V184H245ZM254 185H256V184H254ZM253 185V186H254ZM1 186V185H0ZM12 186V185H11ZM31 186V185H30ZM38 186V185H37ZM41 186V185H40ZM43 186H45V184L43 185ZM65 186V185H64ZM76 186V185H75ZM88 186V185H87ZM87 186H85V187H87ZM113 186V185H112ZM206 186L207 185H205V188H206ZM212 186V185H211ZM226 186V185H225ZM2 187V186H1ZM5 187H7L8 188V186H5ZM13 187H14V185H13ZM16 187H18V185H16ZM34 187V186H33ZM36 187V186H35ZM55 186H53V188H54ZM72 187H73V185H72ZM80 187V186H79ZM83 187V186H82ZM81 187V188H82ZM203 186H201V188H202ZM214 187V186H213ZM227 187V186H226ZM249 187V186H248ZM257 188H258V186H256ZM255 187V188H256ZM9 188H10V186H9ZM21 189L23 188V187H20ZM26 188V187H25ZM37 188V187H36ZM52 188V189H53ZM63 187L61 186V189H62ZM65 188V187H64ZM76 188V187H75ZM88 188V187H87ZM86 188V189H87ZM102 188V187H101ZM106 189V186L105 187H103V189ZM108 188H110V186L108 187L107 186V190H108ZM179 188V187H178ZM177 188V189H178ZM184 188V187H183ZM204 188V187H203ZM211 188V187H210ZM220 188V187H219ZM228 188V187H227ZM230 188V187H229ZM233 187H231L230 188V190L232 189ZM1 189V188H0ZM2 189H4V187L2 188ZM12 189H14V188H12ZM11 189V190H12ZM33 189V188H32ZM35 189V188H34ZM39 189H40V187H39ZM48 189V188H47ZM47 189H46V191H47ZM60 189V188H59ZM60 189V190H61ZM67 189V188H66ZM83 189V188H82ZM92 189V188H91ZM102 189V190H103ZM105 189H104V192H105ZM188 189V188H187ZM208 189H209V187H208ZM212 189V188H211ZM241 189V188H240ZM253 189V188H252ZM8 190V189H7ZM26 190H29V189H27L26 188ZM26 190L23 192L24 193V195H27V196H29L30 194H26ZM44 190V189H43ZM43 190H42V192H43ZM50 191H52L51 190V187H50V189H49ZM57 189L55 188V190L54 191H56ZM60 190H59V193H60ZM70 190L72 191V188L70 187ZM78 189H76V191L75 192H77L78 193V191H77ZM85 190V189H84ZM89 190H90V188H89ZM88 190V191H89ZM220 189H218V191H219ZM229 190V189H228ZM247 190H249V188L247 189ZM3 191H5V190H3ZM9 191V190H8ZM20 190H18V192H19ZM23 191V190H22ZM34 191V190H33ZM35 191H37V190H35ZM34 191V192H35ZM46 191H45V193H46ZM66 192H67V190H65ZM68 191H69V189H68ZM71 191H69V192H71ZM100 191V190H99ZM178 191V193H179V189L177 190ZM184 191V190H183ZM191 191V190H190ZM208 191H210V190H208ZM211 191H213V190H211ZM237 191V190H236ZM0 192H1V190H0ZM29 192H30V190H29ZM34 192H32V194H31V196H33V194L35 195V193ZM58 192V191H57ZM57 192H55L56 194H57ZM64 192V191H63ZM81 192V191H80ZM80 192H79V195H80ZM181 192H182V190H181ZM188 192H189V190H188ZM196 192V191H195ZM194 192V193H195ZM207 192V191H206ZM228 192V191H227ZM232 192V191H231ZM2 193V192H1ZM12 193V192H11ZM49 193L50 192H48V197L50 196L49 195ZM54 193V192H53ZM61 193H62V191H61ZM74 193V192H73ZM82 194H85V193H83V192H81ZM108 193H110V191L108 192ZM177 193V194H178ZM184 193V192H183ZM211 193V192H210ZM9 195H10V193H8ZM15 194V193H14ZM18 194V193H17ZM65 194V193H64ZM101 194V193H100ZM103 194H105V193H103ZM189 195L188 193H186V191H185V195ZM193 194V193H192ZM191 194V195H192ZM214 194H216L215 192H214ZM227 194V193H226ZM226 194H224V196L226 195ZM234 194H236V192H234ZM249 193L247 192V194L246 195H248ZM261 193H259V195H260ZM3 195V194H2ZM1 195V196H2ZM9 195H7V196H9ZM12 195V194H11ZM16 195V194H15ZM21 195L22 194H20V197H21ZM23 195V196H24ZM47 195V194H46ZM58 196H59V194H57ZM66 195H68V194H66ZM86 195H88V193L86 192V194H85V196ZM107 195V194H106ZM105 195V196H106ZM179 195V194H178ZM205 195H207V194H205ZM208 195H211V194H209V192H208ZM213 195V194H212ZM230 194H228V196H229ZM245 195V194H244ZM243 194H242V196L243 197H245ZM40 196V195H39ZM51 196H53V194L51 195ZM70 196H72V195H70ZM193 196H195V195H193ZM215 196V195H214ZM241 196V195H240ZM249 196V195H248ZM252 196V195H251ZM250 196V197H251ZM4 197H6V196H4ZM36 196H34V198H35ZM38 197V196H37ZM41 197H42V195H41ZM45 197V196H44ZM56 197V196H55ZM63 197V196H62ZM65 197H68V196H65ZM73 197V196H72ZM87 197V196H86ZM90 197V196H89ZM103 197V196H102ZM188 197H190V196H188ZM205 198H206V196H204ZM232 197H233V195L231 196V198H230V201H231V199H232ZM8 198V197H7ZM17 198H19V197H16V199ZM31 198V197H30ZM50 198V197H49ZM54 197H52V199H53ZM57 198V197H56ZM107 198V197H106ZM193 198V197H192ZM219 198V197H218ZM236 198V197H235ZM241 198V197H240ZM248 198V197H247ZM3 199H5V198H3ZM12 199V198H11ZM20 199H22V198H20ZM36 199V198H35ZM41 200H43L42 198H40ZM45 199V198H44ZM55 199V198H54ZM54 199L53 200H51L52 202L54 201ZM60 199V198H59ZM64 199V198H63ZM69 199V198H68ZM71 199H73V198H71ZM70 199V200H71ZM78 199V198H77ZM88 199V198H87ZM90 199V198H89ZM195 200H196V198H194ZM214 199H215V197H214ZM221 199H225V198H220V203L222 202V204H223V202L224 201H222ZM228 199V198H227ZM226 199V200H227ZM246 199V198H245ZM250 199V198H249ZM259 199V198H258ZM258 199H257V202H258ZM194 200V201H195ZM232 200H236V199H232ZM247 200V199H246ZM8 201V200H7ZM11 201V200H10ZM22 201V200H21ZM21 201H20V203L19 204H21ZM39 201V200H38ZM44 201V200H43ZM46 201V200H45ZM50 201V200H49ZM48 201V202H49ZM59 201V200H58ZM57 201V202H58ZM64 201H66V200H64ZM216 201V200H215ZM251 201H253V200H251ZM0 202H1V199H0ZM14 202H16V201H13L11 204L13 205V203ZM51 202V204H54L55 205V203H57L56 201H55V203L53 202L52 203ZM88 202V201H87ZM196 202V201H195ZM231 202H233V201H231ZM1 203H3V202H1ZM0 203V204H1ZM5 203V202H4ZM9 203V202H8ZM17 203V202H16ZM36 204L38 203L39 204V202H35ZM63 203V202H62ZM226 203V202H225ZM237 203V202H236ZM235 203V204H236ZM250 203H252V205H253V203L254 202H250ZM256 203V202H255ZM258 203H260V202H258ZM262 203V202H261ZM18 204V203H17ZM50 204V205H51ZM60 204V203H59ZM65 204V203H64ZM68 204V203H67ZM74 204V203H73ZM88 204V203H87ZM221 204V205H222ZM228 204V203H227ZM235 204H233L232 203V205H234V206H236ZM257 204V203H256ZM6 205H8V204H5L4 206H6ZM69 205V204H68ZM68 205H63L64 206V208L65 207H68ZM89 205V204H88ZM195 205V204H194ZM225 205V204H224ZM224 205H222L221 207H224ZM229 205H231V204H229ZM231 205V206H232ZM238 205V204H237ZM255 205V204H254ZM1 206H2V204H1ZM0 206V207H1ZM22 206V205H21ZM37 206V205H36ZM49 206V205H48ZM85 206V205H84ZM227 206V205H226ZM239 206V205H238ZM249 206H251V205H249ZM262 206V205H261ZM10 208L12 207V206H9ZM19 207V208H18ZM39 207V206H38ZM55 208H57L56 206H54ZM59 207V206H58ZM86 207V206H85ZM88 207V206H87ZM230 207V206H229ZM233 207V206H232ZM18 210L21 208L19 205L16 207ZM73 208H74V206H73ZM82 208H83V206H82ZM231 208V207H230ZM238 207H236V209H237ZM248 208V207H247ZM253 207L251 206V209H252ZM257 208V207H256ZM3 209V208H2ZM5 209H7V208H5ZM5 209H4V213H5ZM35 209H37L36 207H35ZM40 209H44V208H40ZM39 209V210H40ZM58 209V208H57ZM61 209H63L62 208V206H61ZM67 209V208H66ZM66 209H65V211H66ZM221 209V208H220ZM226 209V208H225ZM224 209V210H225ZM229 209V208H228ZM228 209H226V210H228ZM236 209H234V210H236ZM243 208H241L240 210H242ZM246 209V208H245ZM12 210V212L13 213H16V212H14L13 211V209H11ZM45 210V209H44ZM64 210V209H63ZM80 210V209H79ZM79 210H77V208L74 210L75 212L77 211H79ZM83 210V209H82ZM221 210H223V209H221ZM230 210V209H229ZM238 210V209H237ZM248 210V209H247ZM43 211V210H42ZM42 211H40V212H42ZM54 211V210H53ZM60 211V210H59ZM62 211V210H61ZM65 211H63V213L65 212ZM68 211H70V208H68ZM89 210H86V212H88ZM243 211V210H242ZM246 210H244V212H245ZM1 213H2V211H0ZM24 212V211H23ZM36 212V211H35ZM56 212H58V211H56ZM77 212L75 213L76 215H78V214H80L79 212H78V214H77ZM83 212H84V210H83ZM223 212V214L225 213V211H222ZM234 212V211H233ZM250 212V211H249ZM255 212V211H254ZM6 213H8V209H7V212ZM6 213H5V215H4V217H6L7 215H9V213L6 215ZM21 213H22V211H21ZM43 213V212H42ZM66 213V212H65ZM64 213V214H65ZM70 213V212H69ZM231 213H232V211H231ZM251 213H252V211H251ZM12 214V213H11ZM35 214H37V213H35ZM71 214V213H70ZM73 214H74V212H73ZM241 214H243V212L241 213ZM245 214V213H244ZM16 215H17V213H16ZM15 215V216H16ZM39 215V214H38ZM67 215H69V214H67ZM106 215V214H105ZM226 215V214H225ZM256 215V214H255ZM36 216V215H35ZM63 216V215H62ZM82 216V215H81ZM229 216H230V214H229ZM238 216H240V214L238 213ZM245 216V215H244ZM249 216V215H248ZM3 217V218H4ZM14 217V216H13ZM13 217H12V219H13ZM39 217V216H38ZM57 217H60V216H58V215H56V218ZM64 217L65 218H67L66 217V215H64ZM73 217V216H72ZM72 217H70L71 219H73ZM225 218H228L227 217V215L226 216H224ZM235 217V216H234ZM246 217V216H245ZM249 217H251V216H249ZM17 218H19L18 216H17ZM17 218L15 219V220H17ZM63 218V217H62ZM69 218V219H70ZM83 218H85V217H82V219ZM5 219V218H4ZM69 219H68V221H69ZM231 219V218H230ZM249 219V218H248ZM2 220V219H1ZM6 221L8 220V217H7V219H5ZM11 220V219H10ZM14 220V221H15ZM59 220H60V218H59ZM63 220H65V219H63ZM228 220V219H227ZM235 220V219H234ZM241 220V219H240ZM245 220H246V218H245ZM58 221V220H57ZM67 221V220H66ZM221 221V223H222V221L223 220H220ZM224 221H225V219H224ZM247 221L248 220H246L245 222H246V224H248L247 223ZM1 222V221H0ZM226 223L225 224H228L227 223V221H225ZM236 222V221H235ZM243 222V221H242ZM2 224H0V225H3V221L1 222ZM10 223H12L11 221H10ZM10 223H8V224H10ZM58 223V222H57ZM60 223V222H59ZM231 220H230V225H231ZM13 224V223H12ZM12 224H11V226H12ZM223 224H224V222H223ZM233 224H235V223H233ZM232 224V225H233ZM238 224V223H237ZM7 225V224H6ZM229 225V224H228ZM10 226V227H11ZM234 226V225H233ZM244 227H245V224L243 225ZM2 227V226H1ZM0 227V228H1ZM4 227V226H3ZM247 227H249L248 225H247ZM14 228V227H13ZM253 228V227H252ZM2 229H4V228H2ZM16 229H18V228H16ZM1 230V229H0ZM12 231H14V229H11ZM223 230V229H222ZM17 231V230H16ZM1 233H2V231H0ZM4 232V231H3ZM212 232H213V230H212ZM218 231H215L214 233H217ZM221 232V231H220ZM219 232V233H220ZM225 232V231H224ZM16 233V232H15ZM4 234H5V232H4ZM2 235V234H1ZM212 235V234H211ZM218 235V234H217ZM221 235H222V233H221ZM213 236H214V234H213ZM224 236V235H223ZM223 236H221L222 238H223ZM5 237V236H4ZM217 237V236H216ZM220 237V236H219ZM219 237H217L219 240H220V238ZM225 237V236H224ZM2 238V237H1ZM214 238H215V236H214ZM225 239V238H224ZM5 240V239H4ZM3 240V241H4ZM217 240V239H216ZM221 241H223V239H221ZM220 241V242H221ZM219 242V241H218ZM221 244V243H220Z\"/></svg>",
    "mask_w": 264,
    "mask_h": 264
}]
</instances>
